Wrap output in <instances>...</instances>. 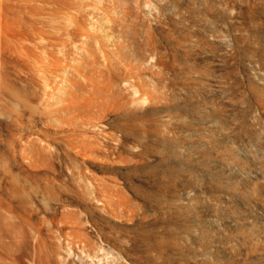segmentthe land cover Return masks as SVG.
<instances>
[{
    "label": "rangeland",
    "instance_id": "1",
    "mask_svg": "<svg viewBox=\"0 0 264 264\" xmlns=\"http://www.w3.org/2000/svg\"><path fill=\"white\" fill-rule=\"evenodd\" d=\"M21 1H22V15H21L22 51H24V53L22 52V59L24 57L23 61L25 63L22 62L21 78H20V80L22 82L19 81V87H20L19 89L22 90L23 96L21 95V92H20L19 97H21L20 98L21 100H22V97L26 98V100L29 99V101L28 100L27 101L31 102L30 103V104H32L31 107H33V105H34V107H33L34 109L33 108L31 109L30 104L28 103V107L26 108L25 106H27L26 105L27 101H25V99H24V102L26 103L25 104L22 100L23 104L25 105L24 106L20 100V104H22L21 106H23L22 110L28 109V111H29V109H30L31 113L32 114L34 113V114L33 115L31 113L28 114V111H27V115L29 117V118H27V116L25 114L26 112H24L26 110H23V111L20 110V112L22 111L21 112V114H22L21 118L22 117H24L25 119L27 118L26 121L28 120L27 122H29L30 125L27 122H25L24 118H22L23 121L20 118L22 123H19L20 125L18 126L17 134H13V135H15V138H17V139L11 141V139H13L12 138V133H13L12 128L10 130L9 129L10 125H9V127L5 126L6 127L5 130H7V132H5V130H4L5 122H3V121H6V119H5V118H7L6 115H8L11 119L12 112L10 113V115H9V113L6 114V112H5L6 109L8 111L9 110L12 111L11 107H13V106L10 105L8 102V100H9L10 103L12 104L11 95L9 96V93L11 94V92H7V91H10V90H7L4 92L5 95H2V97H4V96L6 97L5 101L7 100L6 102L4 101V103H3L4 99L0 96V98L3 99V100H0V103L1 102L3 103L2 107L5 108L7 105H9V107L11 108V109H9V107L7 106L8 108L3 109L4 115L6 114L5 115L6 117L3 118L4 120H2V118H1L2 121L0 120V123H1L0 125H2V127L0 126V264H132V263L137 264V262L139 260L141 263L138 262V264L139 263L140 264H142V263L143 264H145V263L150 264L149 262H151L153 264L154 260H155L154 261L155 264H157L158 262H159L158 264H161L162 262H163V264H166V263L167 264L168 263L169 264H176L175 260L180 262L181 258H182L181 261L184 258V260H183L184 262L183 263L180 262L181 264H194L195 261H197L198 259L199 260L196 262L198 264H204V262H205V264H209V263H212V264H228V263H230V264H250V263L251 264H254V263L255 264H263V262H264V251H263L264 250V234H263L264 233L263 232L264 231V187H263V185L264 184H261V183L264 180V166L261 167V162L263 164V162H264V160H263L264 156L263 155L264 154H262V152L259 151V148H260L259 146H262V148L260 150H264V148H263L264 143L260 142L263 140L262 138L264 137V134H263L264 131H262V129L260 130V127L258 126L257 122L262 121V119H263V121H262L263 123H261V122L260 123H261V126L264 127L263 126L264 125V114H262L264 112V110L262 111V109L260 107V106H262V108L264 107L263 106L264 105V95H263V98L261 99V102H260L259 99L262 96V92H260L261 93L260 95L257 93L256 97L259 98V96H260V98L258 99L259 101L255 102L256 97H254L255 94H253V91L255 89L253 87L256 88L255 93L257 92V90L259 91V89H261V91H264V87H263L264 85H261L262 82H264L263 81L264 77L258 78L259 75L264 74L263 73L264 72V69H263L264 63L263 62L259 63L260 60H258L255 57L256 55L255 56L253 55L254 53L252 54L253 57H252V55H251V57L254 59L256 58L255 60L257 62L254 60L255 63L252 64V62H253L252 58L249 59L250 63L247 60L249 57L248 55H250V53H252V52H255V54H257L256 53V51H257V52L264 54V50H263L264 45L262 43V42H264V38H263L264 37V35H263L264 34V27H263L264 26V21H263L264 17L263 16L261 17V15L264 13V9H262V10L260 9V8H263L264 5L263 6L259 5V7L257 8L258 4H254V3L251 4V2H250L251 6H254L253 11H251V13L253 15H251L250 11H247L248 10L247 6L249 4L246 5L245 0H243L242 3H241L242 0H239L240 3L238 0H232V2H231L232 6H233L232 8L236 10V12H234V14L236 13V15L238 14L237 16H239V12L241 13V15L239 16L240 18L239 17L238 18L240 19L239 22L240 23L242 22L241 23L242 25H240L238 27L239 28L238 30L240 32L242 30H244V31H242L241 33L240 32H238V33L240 35L242 34L240 37L241 38L240 41L242 42V40H243L244 43H242V44H244V46L241 44V42H239L238 45L234 42V38H232L233 37L232 34L231 33L229 34V30H227V28L221 23L220 19H213L212 22L214 21V23H215L217 21V23H215V24H218V22H219L223 27V29L221 31V34H222L221 40L223 41V39H224L225 44H227L228 42L229 43L227 44L228 47L226 49L222 48L220 46L217 48V46H216L215 49H217V50H215L211 54L206 52L207 54L205 55L203 53V50L201 51V50L195 49V47L194 48L191 47V45L195 46L194 44L197 43L196 42L197 39H195L194 37H193L194 39L191 38L194 35L193 34L194 30H196V29L193 30L192 27L188 28V26H191V25H189L184 20L181 22L180 17H182V16H179V14H181V12H182L184 18L187 15L185 14V12L183 10L179 11L177 9L176 6H178L177 3H179L177 1H179V0H177V1L176 0H164V1L163 0H147L148 4L146 3V0H145L144 2L147 5L142 2L143 0H141V2L139 0H137V1L136 0H130V1L127 0L129 2L128 4L125 3L126 0H125V2H124V0H120V1L119 0H110L113 3L110 2L109 0H21ZM116 1H118V2H116ZM226 1H223L222 5H220L221 6L220 8L222 9V7H223L225 10V7H226V8H228V9H226L227 10L226 12H228V10L230 12V10H231V13H232L234 10H232V8H230L231 3L229 4V2L231 0L230 1L228 0L227 2ZM122 2H123V4H122ZM171 2H176L175 3L176 5L172 6ZM193 2H195V0ZM234 2H236V3H234ZM244 2H245V5H244ZM159 3H160V5H159ZM224 3L225 4L227 3V6L225 5V7H224ZM237 3H239L241 6H239V4H237ZM142 4H144L145 7H143ZM235 4L237 5V7ZM139 5H141V6H139ZM115 6H116V8H115ZM117 6H119V7H117ZM123 6L125 9L123 8ZM156 6H157V8H155ZM238 6L241 8H239ZM251 6H249V8L252 10L253 7H251ZM127 8H128V10H127ZM246 8H247V10H246ZM240 9H241V11H239ZM258 9L260 10V12H258L259 11ZM129 11L131 12L130 14H129ZM237 11H238V13H237ZM127 12H128V14L126 15L125 13H127ZM121 13H124L125 16L123 14L121 15ZM242 13L246 14L247 17L244 14H243L244 15L243 16ZM248 13H250L249 16L251 15V18L247 15ZM258 13H260L259 16H258ZM157 14H159V15H157ZM197 14L200 15V17H201L204 13L203 14H202V12L201 13H195V14L193 13L192 15H189L190 17H187V18H192L193 20L195 19V21L197 22L196 19H198V17H199V16H196ZM128 15H129V17H128ZM252 16H255V17L257 16V17L255 18ZM202 17L200 19H198L199 21L197 22V24L199 23L198 24L199 26H202L201 24H205L206 20H209V19L211 20V15H209V16L207 15V18L205 17V21L203 19L204 17L203 18ZM248 17L250 18V20L252 19L253 21L252 20L248 21V19H249ZM242 18L244 19V22H246V24L243 23ZM136 19H138V20H136ZM114 20L118 21V23L120 21L119 25L121 23L125 24V25L123 26L121 24L119 27H116L118 24L115 25L114 23H116V22H114ZM152 20H153V22H152ZM157 20H158V22H157ZM180 23L183 25L181 26ZM185 23H186V25L188 24V26H186ZM254 23H256V25L258 24L260 27L257 25L258 28H256L257 26H254L255 25ZM70 25L72 27L75 25L77 27V28L75 27L77 32ZM113 25H115L116 28L113 27ZM183 26L185 28H188V29H185ZM252 26L254 27V29ZM177 27H180L179 31H178ZM71 28L74 30H71ZM113 29L116 31H114ZM182 29H185V30L183 31ZM200 29L202 30L203 28L202 27L199 28L198 31H200ZM204 29H206V31H207V30H210L211 28H209L207 26V27H204ZM251 29H253V30H251ZM69 30H71L73 33L70 31L71 32V34H70ZM123 30H125V31H123ZM185 31L189 32V34L187 33V37L189 36L190 40L191 39L193 40L192 42H194V40H195V43L192 44V42L189 40V37L187 38L186 35H184ZM203 31H205V30H202V32ZM223 31L226 32V34ZM112 32L113 33L117 32L113 35L114 38L111 36L113 34ZM125 33H127V34H125ZM146 33H147V35H146ZM245 33L248 37L247 36L245 37ZM116 34H118V35H116ZM129 34L131 37L128 36ZM133 34H134V36H133ZM135 34H138L137 37H139V38H137ZM164 34L166 35L165 38H164V36H165ZM214 34H216V35L214 36ZM214 34H211L212 39L216 41L219 39L221 34L220 33H218V34L214 33ZM239 34H237V35L239 36ZM243 34H244V36H243ZM218 35H219V37H217ZM262 35H263V37H262ZM149 36L151 37L150 39H149ZM183 36H185L186 38ZM227 36H229L230 39H229V37L227 38ZM254 36H256V38L259 42L261 41L260 42L261 44L260 43L257 44V42H256L257 40ZM147 37H148V41L149 40L151 41V43L149 42V45H152V46H149V48L145 45V44H148L147 43ZM168 37L171 40H166V39H168ZM179 37H180V39H179ZM215 37H217L218 39ZM129 38H130V41H129ZM135 38H137V39H135ZM145 38H146V40H145ZM245 38H247V40L250 43L247 42V40L245 42V40H244ZM126 39H127V41L125 43ZM142 39L144 41H142ZM172 39H173V41H172ZM181 39H183V40H181ZM252 39L254 41H252ZM187 40H189V41H187ZM168 41H170V43ZM182 41H184V42H182ZM131 42L132 43L135 42L136 46L134 44H132ZM172 42H174V43L177 42V45H175L176 43L174 44ZM178 42H179V46L181 48L178 46ZM255 42L257 45L255 44ZM108 43H110V45ZM246 43H247V45H246ZM112 44H113L115 49L113 48V46H111ZM117 44H119V45H117ZM142 44H144V45L142 46ZM154 44L156 45L157 49L155 48ZM158 44H159V46H158ZM117 46H121V47H117ZM131 46H133V52H131V50H132ZM177 46H178V48H177ZM196 46H197V44H196ZM241 46L243 48H241ZM245 46H247V47L250 46L251 48L250 47L247 48ZM253 46L258 48V49H255ZM110 47L112 49H109ZM126 47H128V48H126ZM134 47H137V48L134 50ZM142 47L145 48L146 50L148 48V50L146 52L149 51V54H146V52L143 53L145 50H142L143 49ZM151 47H152V51H153L152 53H151V49H150ZM125 48L128 50H126ZM162 48H164L163 49L164 51L162 50ZM173 48L175 51L173 50ZM182 48H183V50H182ZM189 48H191V49L193 48L196 51L193 49L191 50ZM219 48H221L220 50L223 49V51H219ZM239 48H241V49H239ZM106 49H109V52L111 54ZM122 49H124L126 52H124V50H122ZM140 49L142 50L141 52H139ZM251 49H253V51ZM239 50H241V51L239 52ZM106 51H107L106 54H108V55L105 54ZM159 51H160V53L162 52V54H161L162 56H160V54L159 55L157 54ZM183 51H185V54H187V56H184L185 54H182V53H184ZM186 51L188 53H186ZM191 51H193V52H191ZM199 51L201 53H199ZM224 51H226V54L228 53L227 56L229 57V59H227L228 58L227 56H224V54H225ZM230 51L233 53H231ZM166 52H167V54H165ZM190 52H191V54L188 55ZM194 52H197L198 58H201V59L194 60L195 56H197V55H195ZM217 52H218V55H220V58H216V57H218L216 54ZM244 52H246V53H244ZM129 53H131V54H129ZM153 53L155 56L152 55ZM163 53H164V56L166 58L163 57ZM213 53H215V54L213 55ZM112 54H114L115 57L116 56H118V57L115 58V57H113L114 55L112 56ZM126 54H127V56H126ZM134 54H136V56L139 58L141 57V54L143 55V57H145L144 55H147L146 57H148L147 58L148 60L146 58H144L143 62L146 59L147 62H145V64H150V66L152 65L154 67L152 68V66L149 67L148 65L147 66L145 65L146 66L145 67L143 65L144 63L141 60L139 61V63L137 62V64H139V65L134 64L133 62L136 63V58H137V57H134ZM156 54L158 55V57H160L159 59L157 58ZM181 54L184 56L183 57L184 59L181 57L182 56ZM233 54H234V56H233ZM47 55H48V57H45ZM121 55L124 57H122ZM150 55H152V56H150ZM174 55H175V57H174ZM208 55H210L209 57H211V55H212L215 57V59H217L215 65L213 66L214 69L212 67H209L207 62L204 61L205 57H207ZM26 56H29L30 58L26 57ZM39 56H41V58H37ZM108 56H110V57L108 58ZM176 56H177V58H176ZM203 56H205V57L203 58ZM25 57H26V59H25ZM119 57H121V58H119ZM131 57H132V59H130ZM150 57L153 59H155V57H156V59L153 61H156V60L157 61L154 63L151 62ZM179 57H181V59H179ZM186 57H187V59H186ZM221 57H224V58L222 59ZM46 58H49V60ZM106 58L108 61L112 59L113 63L114 62H116V63L113 64L110 61H109V63H107ZM115 59H117L118 61ZM120 59H122V60H120ZM125 59H126V61H125L126 64L123 61ZM141 59H143V58L141 57ZM160 59H161V61H160ZM171 59H172V61L173 60L174 61L173 62L170 61ZM232 59H235V60L232 62ZM45 60L49 64L51 63L50 66H51V68H53L52 70H51V68H48L49 64H46L47 62ZM131 60H132V62L130 64L129 61H131ZM133 60H135V61H133ZM175 60L177 62H175ZM222 60H223V62H222ZM224 60H226L228 63ZM41 61H43V62H41ZM122 61H123V63H122ZM148 61H149V63H148ZM36 62H37V64H36ZM53 62H54V65L58 62L59 63L56 64V66L53 65L54 67H52ZM150 62L153 63L154 65L151 64ZM158 62H160V63L164 62V64H162L163 66H159ZM165 62H166V64H165ZM127 63H129V65ZM230 63H232V65ZM256 63H257V65L260 64V67H258L259 65L257 66ZM34 64L37 66H35ZM122 64L124 67L123 66L121 67ZM155 64L158 66V68L156 67ZM238 64H240V65H238ZM261 64H262V66H261ZM58 65H60L61 67ZM133 65H135L136 67ZM223 65L224 66L226 65V66L224 67ZM116 66L119 68H117ZM132 66H133V70H132ZM138 66H139V68H138ZM221 66H223V67H221ZM43 67H44V69H46V68L47 69L44 70V69H42ZM55 67H57V68L60 67V68H59V70H57ZM114 67H116L119 72L115 71L116 68L114 69ZM143 67H144V69L146 68V70H144ZM164 67H166V69ZM167 67H169V69ZM228 67H229V69H227ZM257 67L259 68V71H258ZM140 68L143 70V71L141 70L142 73L140 72ZM154 68L160 69L162 71V73H160V70H157ZM41 69L44 71H41ZM48 69H50L49 71L54 70L53 73L54 72L55 73L53 75L51 74L52 76H48L47 74L49 73V75H50V73H51L48 71ZM130 69L132 70V72L133 71L134 72L136 71V72L132 73ZM134 69H136V70H134ZM147 69L150 71L152 70L151 73H153V74L151 75L150 71H148ZM221 69H224L226 71L222 70L223 71L222 72ZM262 70H263V72H262ZM45 71L47 72V74L45 73ZM60 71H62V72H60ZM146 71H147V73L149 72L148 74L150 76L146 73ZM230 71H232L233 74ZM125 72L130 73L129 76L133 81L129 80V78L127 76L128 74H125ZM221 72H222V74H221ZM224 72H225V75H226V72L228 74L231 73V74H229L231 76L235 75L234 78L237 79V80L235 79V81L238 84L235 85L236 82L234 81L233 87H234V89H236L238 86V88L236 90L237 91H238V89L240 90L237 93L235 90V95H236V97H239V96L242 97V95H243L242 98H244V100L246 102L242 98L234 99L235 98L234 92H228L229 90L234 91V89L229 87L228 84H230V83L227 84V82H231V84H232V82H233L232 79H234V78L228 77L232 81L231 80L228 81V78L225 79V82L229 88L225 87L226 85L225 86L223 85L224 86L223 88L221 87L223 89V92H224V88H226V90L228 89L227 91L225 90V92H227V93H225V92L224 93L226 95L228 94L229 97L226 96L224 93H222V89H220L219 86H222L223 79L226 77V76L223 77ZM81 73L84 75L83 77H82ZM145 73H146V75H144ZM159 73L162 75V76L160 75L162 77L161 79L158 78ZM124 74H125V77H127V78L123 79L124 80V82H123L122 78L120 79V77L124 78ZM157 74H158V77H157ZM185 74L187 77L185 76ZM190 74H192L193 76ZM228 74H227V76H229ZM143 75H144V77H143ZM197 75H200V76L196 78ZM253 75H254V77L258 78V79H255V81H257V83H259L258 86H257V83L255 81H254V83L252 81ZM139 76H141V77H139ZM189 76H191V77H189ZM0 77H1V74H0ZM81 77L84 79H82ZM134 77H136V78L134 79ZM147 77H149V79ZM152 77H154V78L156 77L157 79L156 78L154 79ZM166 77L171 78V80L167 79ZM250 77H252V78H250ZM7 78H8V80L10 79V81H11L12 75H10V74L7 75ZM85 78H86V80H85ZM118 78L123 83L121 81H119ZM192 78H194V81ZM221 78H223V79H221ZM90 79L93 82V88H94L93 91L96 89L95 92L92 91V89H91L92 86L90 83H88V81L91 82ZM150 79H153L154 83H152L153 82V80H152L150 83H152L153 85L152 84L150 85V83H149V85H150V87H149L147 81L149 82ZM249 79H251V81ZM139 80H141V81H139ZM157 80H158V82L156 84L155 81H157ZM197 80H199V81H197ZM200 80H202V83ZM242 80H244V81H242ZM253 80H254V78H253ZM260 80H261V82H259ZM84 81H86V82H84ZM110 81L111 82L113 81L112 84ZM116 81L120 84V86H119L120 88H117V87H116L117 89L114 88L115 91L119 89V91L115 93V91L112 88L115 87V86H113V84H115V83H116L115 85H117V86L119 85ZM172 81L173 82L176 81V83H173ZM196 81L200 82V83L196 84ZM218 81H220V82H218ZM240 81L242 83H240ZM42 82L44 84L45 83L46 84L44 85ZM125 82H126V84L131 82V85L134 83L133 84L134 87H138V88L136 89L130 85L128 86V84L127 85L125 84V86L122 87V85ZM138 82H141V83H138ZM164 82H166V83L168 82V85L170 87L168 85L166 86V84ZM225 82H224V84H225ZM85 83H86V86L90 85L91 91H89L90 90L89 86H87V87L85 86ZM159 83H161L162 86ZM190 83H192V84H190ZM193 83H194V85H193ZM214 83L215 84L219 83V84H216L217 85L216 86ZM220 83H222V84L220 85ZM9 84H11V82ZM99 84H101L102 87H100ZM142 84H144V85H142ZM189 84H190V86H188ZM199 84H200V86H197ZM212 84H214L215 88ZM231 84H230V86H232ZM254 84L257 87L254 86ZM78 85H82L83 89L82 88L81 89L83 90V92L81 94L79 92L81 89L80 90L78 89L81 86L79 87ZM95 85H96V87L98 86L99 89L95 88ZM164 85L166 88H164ZM249 85L251 86L252 89L249 87ZM84 86H85V88H84ZM126 86H128L129 88L130 87H132V88L128 89V87H126ZM139 86H141L142 89ZM157 86H158V89H157ZM74 87L75 88L77 87V89H78L77 92H79L78 93L79 96H76V91H75ZM103 87H105V89H103ZM190 87H192V88H190ZM217 87H218V89H217ZM241 87H242V90H241ZM258 87H259V89H257ZM86 88H88L89 90L88 91L85 90ZM108 88L109 89L111 88L110 90L114 91V92H112L114 95L111 94L110 90H107ZM145 88H147V89H145ZM246 88L251 89L253 95H251V93H249L250 91ZM73 89H74V91H73ZM97 89L100 91H97ZM131 89H133V90H131ZM135 89H136V91H135ZM163 89L165 90V92ZM212 89H214V90L212 91ZM146 90H148V91H146ZM169 90L171 91L172 94L170 92L167 93V91H169ZM187 90H188V92L190 91L193 93L189 92L191 94V95H189ZM198 90H200V92ZM201 90H202L203 94L201 93ZM216 90H218V91H216ZM247 90H248V92H247ZM86 91L88 93L93 92V94L92 93L90 95L88 94L89 97H87ZM151 91H153V92H151ZM206 91H207V93H206ZM211 91L213 94L211 93ZM245 91H246V93H245ZM71 92H72L73 96L71 95V98H69L68 95H70ZM104 92L107 93L108 95L105 94ZM150 92H151V94H150ZM220 92L222 94H224L226 99H224L225 98L224 96H223L224 98L220 99L219 96L222 95ZM94 93L97 96L96 98L94 97V95H95ZM139 93H142V96ZM145 93H146V95H145ZM209 93L211 95H209ZM229 93H231V94L233 93V95H234L232 100L228 99L231 97ZM104 94L107 98L104 96ZM120 94H122V95L124 94L123 96H125V97H121L122 95H120ZM143 94L145 96L149 97V98H147L148 102L150 101L149 104L146 100H145V102H144V100H142V98L144 97ZM148 94H150L151 96L153 95L154 98L151 96H148ZM244 95L245 96L248 95L249 98L246 97L247 98L246 99ZM102 96H103V99H101V102H99V100H100V98H102ZM132 96H135V98H137V100H140V101L142 100L145 104H147V105L144 104L147 107H144V109H143V107H142L143 102H140V101H138V102L141 103V107H139V105H137L138 107H136L135 106V104H136L135 98H133ZM162 96H163V98H162ZM194 96H195V98H194ZM80 97L83 100H81ZM85 97H87L86 100H84ZM104 97L106 100L110 98L108 100V102L109 101H111V102L107 103V101L104 99ZM117 97H118V100H117ZM157 97H159V98L161 97V98L159 99ZM77 98H78V100H77ZM188 98H191L192 100L188 99ZM69 99L70 100L72 99L71 104H70ZM90 99H92V100H90ZM94 99H95V101L98 100L97 101L98 104L94 103L95 105H97L96 106L97 108L95 107V105H94L95 108H93ZM120 99H122V101ZM126 99H127V102H126ZM133 99H134V101H133ZM152 99H154V102L156 100V102L154 103L156 105H153V107L155 106V108L152 107V104H153ZM198 99H200V101H198ZM204 99H206V100H204ZM227 99H228V101H227ZM248 99H250V100H248ZM252 99H253V101H252ZM73 100L75 103H77V102L81 103L80 101H83V102L81 104L75 105ZM89 100L91 101V104L89 103L90 102ZM194 100L197 103H199L200 105H202L204 108H202ZM222 100H223V102H222ZM224 100L227 102H225ZM238 100H241V102L239 103ZM262 100H263V102H262ZM103 101H104V103H102ZM123 101L125 102V105H123L124 104ZM247 101L248 102L250 101V102L247 103ZM190 102H193V103H190ZM259 102L261 103V105L257 106L258 104H260ZM72 103H73V105H72ZM86 103H87V105H84ZM101 103H102V105H101ZM106 103L108 105H106ZM116 103H118V104H116ZM120 103H121V106H120ZM127 103L129 106L127 105ZM131 103L133 104V106H132L133 108L130 107L132 105ZM241 103L245 104L246 108H244L243 110L246 111V109H248V113H247V111L246 112L242 111V108L244 106L241 105ZM251 103H253L255 105H253ZM256 103H258V104H256ZM4 104L6 106H4ZM82 104H83L82 107H83V109L85 108L84 109L85 111L82 110V108H81V110L84 111V113H82L81 110H79V112H77V110L80 109V107H81L80 105H82ZM103 104L105 105V107L103 106ZM150 104H151V107L148 106ZM185 104H187V105L185 106ZM227 104L229 106V110L231 109L230 110L231 112L228 110ZM230 104L232 106H234L232 108L236 109V111L234 109L232 110ZM248 104L252 105L251 108L256 107L258 111L256 110V108L254 109V111H252V109L249 110L250 106ZM68 105H69V107L71 105L70 108H72V106H73L72 111H70L71 109L68 111L69 113L67 112V109H66V108H68ZM89 105H92V106H89ZM98 105H99V108H98ZM207 105H208V107H207ZM239 105H241L242 108H239ZM246 105L248 106V108ZM100 106H103V107L100 108ZM111 106H112V109L114 108L115 110L114 109L112 110ZM114 106H116V107H114ZM210 106H212V107H210ZM222 106H224V107H222ZM236 106L241 111L239 109H237ZM74 107H76V109ZM192 107H194L196 109H194ZM90 108H92V109H90ZM118 108L121 110H119ZM137 108H139V109H137ZM95 109H96V112H95ZM202 109H204L205 111L206 110H208V111L205 112L204 110L202 111ZM36 110H38V111H36ZM105 110L107 112L104 114ZM156 110H157V112H156ZM238 110L240 113H237ZM43 111L45 113H43V116H42L40 114ZM75 111L77 112V114ZM115 111H116V113H115ZM133 111H135V112H133ZM145 111L147 112V114H145ZM199 111L201 113L203 112L202 113L203 116H202V114L199 115L200 114ZM222 111H224V112H222ZM233 111H235L234 112L235 114L233 113ZM102 112H103V114H102ZM110 112H112V113H110ZM125 112H128V113H126L127 115L129 114L127 117L125 116ZM241 112H245V113H241ZM38 113H40V114H38ZM64 113H66V114H64ZM152 113H153V115H152ZM212 113H214V114L212 115ZM221 113H223V114H221ZM225 113H227V114H225ZM67 114H68V116H67ZM73 114H74V117L72 116ZM81 114H82V117H81ZM110 114H113V115H110ZM99 115H100V117H99ZM131 115H132V118H131ZM140 115L142 116L141 118L139 117ZM143 115H144V119H142ZM224 115L226 116V118H224L225 117ZM247 115H248V117H247ZM78 116H80V117L78 118ZM84 116H86L85 119H83ZM209 116H210V118H209ZM234 116H236V117H234ZM47 117H49V118H47ZM88 117H90V118L86 119ZM95 117H97V119ZM231 117L233 118V120H230V119H232ZM257 117L259 119H257ZM260 117H261V120H260ZM70 118H72L73 120ZM92 118H93V120H92ZM134 118L136 120H133ZM138 118L141 119L142 121L137 120ZM215 118H216V122L220 121V123L218 122V125L215 121L210 120V119L215 120ZM254 118H256V120H259V121H256ZM29 119H31V120L29 121ZM64 119H66V120H64ZM75 119L77 120V122ZM79 119H80V122H78ZM221 119H223V122ZM224 119H225V121H224ZM32 120H33V122H31ZM38 120H39V122H38ZM70 120H71V122H70ZM83 120H84V122H83ZM114 120L115 121L117 120V121L115 122ZM202 120L204 121V123L206 122V125L203 123ZM226 120H228V121H226ZM241 120H242V122H241ZM194 121H195L196 125L194 124ZM66 122L68 125L66 124ZM117 122H119V123H117ZM44 123L46 125L48 124L49 126L47 125V127H45L46 125ZM144 123H146V124H144ZM255 123H257V124H255ZM260 123H259V125H260ZM24 124H28L29 127L30 126L31 127L28 128V125H26L27 126L26 127ZM58 124L60 127L58 126ZM60 124L63 125V127ZM76 124H78V125H76ZM88 124H90V126ZM132 124H134V126ZM202 124H204V125H202ZM70 125L71 126L73 125V128H71ZM86 125H88V126H86ZM21 126H22V130H21ZM32 126H35V127H32ZM64 126L66 128L69 127V129L65 130L66 128ZM84 126H85V128H84ZM190 126H191V128H190ZM200 126H202L204 130ZM245 126L247 127V130L249 127H251L250 133H249V131L246 130ZM61 127H62L61 131H58ZM115 127H116V129H114ZM122 127L126 128V129L122 130ZM131 127L132 128L134 127V130ZM222 128H224V129L226 128V131H224V129H222ZM258 128L262 132H260L258 130ZM47 129H49V130H47ZM130 129H131V131H130ZM163 129H165L164 130L165 132L163 131ZM196 129H197V132H196ZM242 129H245L244 130L245 132H243V133H245V135H242V131H243ZM41 130H43V133H46V134L49 133L48 136L46 134H43L41 132ZM138 130H139V132H138ZM240 130H241V133H239ZM8 131H9V134L11 135V137H10V135H8ZM30 131L33 134L30 133ZM129 131H130V133H132V135L129 134ZM136 131L138 134L136 133ZM141 131L144 132L145 135H144V133L140 134ZM154 131H156V132H154ZM25 132L28 134V135L27 134L25 135V137L27 139L24 137ZM55 132L57 133V135ZM151 132H153V133H151ZM259 132H260V135L263 134V136L260 137ZM64 133L68 134L69 137L71 135V139L69 137H67L68 135L65 136ZM76 133H77V136H76L77 140L75 141V140H73V139H75V138H73V136H75L74 134H76ZM196 133H197V135H195ZM60 134L62 136L64 135L65 137L69 138L71 141L69 139L65 138L66 140L64 142V138L63 137L60 138V136H61ZM78 134H79V136H78ZM200 134H202V135H200ZM17 135H18V137H17ZM124 135H125V138H122ZM138 135L142 136V139ZM21 136H23V137H21ZM44 136H47V137H44ZM145 136H147V137H145ZM161 136L163 137L162 139L167 140V141L161 140L160 139ZM134 137H136V138H134ZM157 137H159L160 140ZM190 137L192 139L194 137L195 138L192 140ZM23 138H25V140H23ZM30 138L32 139V143L30 141L31 140ZM258 138L262 139V140L259 141ZM57 139L59 140L58 141L59 143L56 142ZM135 139H137V141ZM187 139H189V140H187ZM9 140H10L11 144H10ZM35 140L38 144V145L36 144L37 147H35V145H34L36 143ZM81 140L83 141L84 145L82 144L83 145L82 146L81 143H79V145H77L78 142H80ZM86 140H87V142H86ZM88 140H89V142L91 141V143H88ZM15 141L18 142V144H16ZM25 141H27V142H25ZM28 141H30V142H28ZM62 141L64 143H66V141H68L67 144H70V147H68V149L71 150V152L79 151L80 148L82 150L84 149L83 151H85L88 146H90V145L91 146L88 147V149L85 152H83L80 149L79 153L77 152L79 157L78 156L76 157L77 154L75 152H74L75 156H73L74 154L72 153L73 154L72 155L69 150L66 151L67 146H69L67 144H66L67 145L66 150L63 151L65 149L64 148L65 144ZM154 141H156V143ZM159 141H161V142L158 144ZM22 142L27 143L28 147L32 148L31 150H33V152L36 150L35 156H37L40 160L37 159L38 161L37 160L32 161V159H34V158H31L33 156V154L30 153V154H32V156L29 157V163L25 162L26 160H28V158H26V157H28V155H29V151H28L29 148L26 146L27 145L26 144L25 146L27 147V149H24V144ZM33 142H34V144H33ZM74 142H75V144H74ZM169 142H170V144L168 145L167 143H169ZM250 142H251V145H250ZM256 142H258V144L260 143L261 145L258 146ZM30 143L33 144L34 147H33V145L32 146L29 145ZM142 143H145V144H142ZM162 143H164V144H162ZM177 143H179V146ZM252 143L255 146H252ZM71 144H73L75 146L74 149H70L73 146ZM85 144H89V145L87 146ZM131 144H132V146H131ZM133 144H135V145L133 146ZM153 144H154V146H153ZM140 145L142 146V148ZM162 145H163V147H162ZM165 145L167 146V148H164ZM246 145L251 146V147L249 146V148H248V146L245 147V148H247V150L250 149V151L253 148H254L253 150H255V147L258 146L257 153L255 152L256 150L254 151L256 153V155L254 152H252V154L248 153L250 151L245 152L246 149L244 148V146H246ZM38 146H40L41 148L39 149ZM42 146H44L43 150H42ZM76 146H79L80 148L79 147L77 148ZM84 146L85 147L87 146V147L85 148ZM136 146H137V148L140 147L139 149H142V151L141 150H139L140 152L136 151V148H135ZM172 146H174V147H172ZM176 146H178V147H176ZM190 146L192 147V149ZM82 147H84V148H82ZM150 147H152V148H150ZM9 148H11V150ZM149 148H150V150H149ZM161 148H164V149H161ZM174 148H175V150H174ZM177 148L179 150L178 152H176ZM184 148H185V150H184ZM186 148H189V149H186ZM22 149H24L26 151L24 152ZM61 149H63V150H61ZM147 149H148V151H147ZM193 150H195V151L193 152ZM243 150H244V153H243ZM27 151H28V154H27ZM180 151H182V152H180ZM67 152H70L69 155ZM179 152L182 154H180L178 156ZM188 152H189V154H188ZM235 152L238 154V156ZM238 152H240V154ZM259 152L262 155H260ZM17 153L19 155L26 154L27 156L23 155L21 157V156L17 155ZM192 153H193V155H192ZM247 153L250 154L251 157H252V155H254L252 158L253 159L252 161L254 163L250 160L251 157L249 158V155L246 156ZM14 154H15V156H14ZM34 154H35V152H34ZM184 154H185V156L187 155V157L183 160L184 161L186 160L187 163H186V161L184 163V161L181 159V158H184L183 157ZM221 154H222V156H221ZM241 154H243V155H241ZM16 155L19 157L17 158ZM66 155L68 157H66ZM82 155H83V157L84 156L85 157L82 158ZM145 155H147V156H145ZM188 155H191L190 158L188 157ZM199 155H200V157H199ZM223 155H225V156H223ZM13 156H14V159H16V160L18 159V160L16 161L12 158L13 159V162H12L11 157H13ZM143 156L145 157V159ZM201 156H202V158H201ZM243 156L244 157L246 156V157L244 158ZM20 157L22 158L23 161L19 159ZM37 157H35V158H37ZM175 157H179V159L178 158L176 159ZM221 157H223V158H221ZM254 157H256V159H257L256 161H254L255 160ZM41 158L43 160L45 159L43 161L44 163H42ZM187 158H189V159L187 160ZM196 159L198 161H201V162H198ZM220 159H222V160H220ZM239 159L242 160V164H241V161ZM181 160H182V162H181ZM224 160L226 161V163L227 162L228 163L224 164V162H225ZM31 161H32V163H30ZM39 161L41 163H38ZM175 161H177V162H175ZM221 161H223V162H221ZM239 161H240V163H239ZM35 162L39 165L37 166V164ZM75 162H77V165H79L78 163L81 164V165H79V168L77 166H73L74 164H76ZM233 162H235V163H233ZM246 162H248V163H246ZM26 163H27V165H26ZM46 163H47V165L44 166ZM183 163H184V165H186L185 167H184ZM255 163H256V165H255ZM40 164L42 167H39ZM196 164H198L197 167H196ZM244 164L245 165L249 164L248 165L249 167L245 166ZM33 165H35L37 167L35 168ZM177 165H180L181 169L182 168H185V169H182V171L178 170L180 168ZM188 165H189V167H188ZM225 165H226V167L227 166L230 167L232 165L231 166L232 169H231V167L226 168ZM240 165H241V167H238ZM28 166H30V167H28ZM80 166H81V170H80ZM243 166H245L244 169H243ZM207 167L209 168L208 172H207V169H208ZM221 167H223V168H221ZM224 167H225V169H224ZM252 167H254V168H252ZM43 168H45V169H43ZM249 168L252 171L254 170L256 173H254V171L252 172L250 170L251 173L249 171L250 174H249L248 178H246L248 175L247 170H249ZM33 169H34L33 173H35V174H32ZM36 169H37V171H36ZM186 169L187 170L189 169L188 171L190 172V173L187 172L188 173L187 176L185 175V174H187ZM203 169H204V171H203ZM227 169H229L231 171L229 172V170H227ZM183 170H185V171H183ZM195 170H196V172H194ZM240 170H244L247 174H245V172L240 171ZM179 171H181V173H184V172L185 173L181 174ZM200 171H202V172H200ZM25 172H27V174ZM29 172L32 174V176ZM173 172H174V174H172ZM210 172H212V173L210 174ZM18 173H20V176L18 175ZM177 173H179V174H177ZM205 173L207 175H209V177L207 175H205ZM220 173H222L221 175L223 178L220 176ZM231 173H232V176H231ZM194 174L196 175V177ZM213 174L214 175L218 174L219 177H217L218 175L214 176ZM223 174L225 177L223 176ZM255 174L257 176H255ZM22 175L25 176V179H23L24 176H22ZM200 175L204 178H202ZM204 175L207 177L205 178ZM210 175H212V176L210 177ZM226 175L228 176L227 179H228L229 183L226 182L227 181ZM250 175L251 176L253 175V178L255 176V180L254 179L252 180V178H250L251 177ZM79 176H81V177H79ZM175 176L177 179L175 178ZM178 176L180 177V179ZM191 176L193 177V179L197 178V180H195V182H194ZM259 176L260 177L262 176V178H260ZM229 177L231 178V180L229 179ZM26 178H28V179H26ZM173 178L176 180H174ZM200 178H202V179H200ZM249 178L252 181H250ZM187 179L188 180L190 179V180L188 181ZM207 179H209V180L214 179L215 181L214 180H213L214 182L210 181L213 184H209V180L207 181ZM219 181L221 184L219 183ZM233 181H235L234 182L235 184L232 183ZM193 182L195 183V185H193L194 184ZM200 182H201V185H203V186L200 185ZM253 182H254V184H253ZM222 183H224L225 186H223ZM226 183L228 186L226 185ZM250 183H252V186ZM196 184H197V186H196ZM205 184L210 186V187L205 186ZM217 184L219 186H217ZM242 184H244V185H242ZM214 185H216V186H214ZM233 185H235V186H233ZM245 185H247V186L245 187ZM260 185L263 187V190H260V188H259ZM237 186L240 188H238ZM184 187H186L187 189ZM189 187L191 190L189 189ZM198 187H200V189ZM173 188H175V189H173ZM208 188L212 189V190L210 191ZM184 190H185V193L187 192L190 194L193 191V193H192L193 195L191 194L190 201H182V199L180 198V196L184 193ZM199 190H202V192ZM217 190L219 193L217 192ZM177 191H179V193ZM206 191H207V193H206ZM215 191H216V194H218V195L215 194ZM248 192H249V194H248ZM253 192H255V193L253 194ZM220 193H222V194H220ZM176 194L178 195V197ZM204 194H205V196H204ZM219 194H220V196H219ZM174 195H176V196H174ZM201 195H202V197H205L206 199L208 197V200L210 202L204 198L206 200L205 201L201 197ZM221 195H224L223 198ZM225 195L227 197H228V195H230V196L232 195V196L231 197L229 196L228 198H226ZM248 195L251 196L250 199H249ZM173 196H174V199H176V202L174 199H172ZM195 196H198V197H195ZM199 196H200V198H199ZM192 197H194V199ZM197 198H199V199H197ZM255 198H256V200H254ZM180 199H181V201H180ZM202 199L204 200L203 202H202ZM213 199H215V200H213ZM232 199H234V200H232ZM251 199H253V200H251ZM177 200H178V202H177ZM196 200H198V203L200 202V205L197 203ZM199 200H201V201H199ZM216 200H219V202L218 201L216 202ZM247 200H249V202H247ZM171 201L174 202L175 205L171 204L172 203ZM221 201H222V203H221ZM226 201H227V204H226ZM181 202L182 203L185 202V203L180 204V206H178L179 203H181ZM204 202H205V204H204ZM208 202H209V204H208ZM189 203H191V205ZM219 203H220V205H219L220 209L217 206V204H219ZM246 203H247V206H246ZM249 203H251L250 205H252L254 203L252 205V207L254 209L249 205ZM176 205H177V207H176ZM181 205H182V207H181ZM183 205H185L186 207L185 206L183 207ZM195 205H196V208L194 207ZM204 205L205 206L208 205V208L206 207L204 209V207H205ZM222 205H224L223 207L226 209H224L222 207ZM242 205H245V207H243ZM199 206H200V208H199ZM187 207L189 208V210L187 209L189 213L187 211L184 212V210H186ZM191 207H193L192 210L194 211V213L190 209ZM213 207H215V208H213ZM210 208L214 209V210L211 211ZM229 208H230V211L228 210ZM237 208H238V210H241V211H239V212H238V210L236 211ZM249 208H250V211H249ZM178 209L180 211L182 210L183 212L182 211L179 212ZM215 209H216V211H215ZM234 209H235L236 213L233 211ZM252 209H253V211H252ZM258 210H259V213H258ZM230 212L232 213V215L230 214ZM260 213L262 214V218H260L261 217ZM215 215L220 217L219 219L223 223H221V221L217 217L216 221L217 222L220 221V223H217L219 225L215 226L216 225V223L214 222V220L216 219ZM234 215H236L235 216L236 221L238 220L237 224H236L237 226L234 224V222L236 223V221H233ZM239 215H241L240 218H239ZM256 215H257V217H256ZM202 216H203V218H202ZM222 217L227 218L228 220L223 219ZM207 218H208V220H207ZM230 219H232V220H230ZM251 220H253L255 224ZM248 221L250 224H248ZM260 221L263 224H261ZM194 223L196 225V228L192 227V225L195 226ZM224 223H226L227 225ZM206 224H207V226H206ZM222 224L225 227H223ZM243 224H245L246 226L245 225L243 226ZM233 225H235L236 227H234ZM187 227H188V229H187ZM203 227H205V228H203ZM216 227H220L221 229L216 228ZM253 228H255V229H253ZM193 229H195L194 230L195 234H194V232H192ZM235 231H236V233H235ZM191 233H193L192 234L193 236L195 235L194 238L192 235H190ZM208 233H210V234H208ZM195 237H197L198 240H197V238L195 239ZM200 237L201 238L204 237V239L202 238V240H205V238H206L205 241H207V240L208 241L205 243V241H202ZM250 237H251L252 243L250 242ZM256 238H259V239L257 240ZM192 239H193V241H192ZM194 239L196 240V242L200 241V242H198L200 244L197 243L199 250L197 249V244L194 241ZM242 239L244 241L246 240L245 245L247 247L244 245V241ZM203 242L205 245L203 244ZM203 245H204V248L201 247ZM239 245H240V247H239ZM248 245H250L251 248ZM260 245H261V247H260ZM256 246H257V249H256ZM241 247H244V248H241ZM189 248H191V250ZM206 248H207V250H206ZM230 248H232V249H230ZM238 248H239V250H237ZM229 250H230V252H229ZM199 251H201V252L204 251L203 255H201L202 253H199ZM208 251H209V253H208ZM225 251H227V252L225 253ZM244 251L246 253L248 251L250 253V251H251L250 255H249V253H247V256L249 255L248 258L245 257L246 254L244 253ZM261 251H262V253H261ZM189 252L191 254L192 253L193 254L191 255ZM204 253H205V255H204ZM224 253H225V255H224ZM230 253H234V256L230 255ZM235 253H237V254H235ZM186 254L191 255V258H189L190 256L187 257ZM227 254L229 257L228 256L226 257ZM237 255H239V257ZM258 255H260V256L258 257ZM185 256H186V259L188 258L187 260L185 259ZM232 256L236 260H234V259L231 260ZM254 256H256L255 259H254ZM199 257L200 258L202 257L203 260L201 259V262H203V263L199 262L200 261ZM237 257L240 260H238ZM260 257H262V259H260ZM178 258H180V259H178ZM249 258H251V259H249ZM133 260H134V262H132ZM144 260H146L145 263H144ZM147 260H149V261H147ZM206 260H208L210 262L208 263V261L206 262ZM211 260H212V262H211ZM129 261H130V263H129ZM173 261H174V263H173ZM228 261H232V262L234 261V262L232 263V262H228ZM245 261H246V263H245ZM260 261H261V263H260ZM180 263H177V264H180Z\"/></svg>",
    "mask_w": 264,
    "mask_h": 264
},
{
    "label": "bare ground",
    "instance_id": "2",
    "mask_svg": "<svg viewBox=\"0 0 264 264\" xmlns=\"http://www.w3.org/2000/svg\"><path fill=\"white\" fill-rule=\"evenodd\" d=\"M109 1H110V0H109ZM119 1H120V0H119ZM129 1H130V0H129ZM136 1H137V0H136ZM139 1L141 2V0H139ZM144 1H145V0H143L142 2H143L144 4H146V3H147V0H146V3H145ZM163 1H164V0H163ZM176 1H177V0H176ZM193 1H194V0H179V1H177V2H179V3H177L178 6H176L177 9H178L179 11H180V10H181V11L183 10V11L185 12V14L187 15V16L185 15L186 17L184 18L182 12H181V14H179V16H182V17H180L181 22L184 20V21L187 22L189 25H191V26H188V24L186 25V23H185V25L188 26V28H189V27H192L193 30L196 29V30H194V32H193L194 35L192 34L193 36H192L191 38H192V39H194V38L197 39V41H196L197 43H195V40H194V42H192L193 40H192V39L190 40V37L188 36V37H189V40L192 42V44L195 43V44H194L195 46L191 45V47H193V48L195 47V49H198V50H201V51L203 50V53H204L205 55L207 54L206 52H208V53L211 54L212 52H214L215 50H217V49H215L216 46H217V48L220 46V47L225 48V49L228 47L227 44H228L229 42L227 41L228 43L226 42L227 44H225V43H224V39H223V41L221 40V38H222L221 31H222V29H223L222 25H221L219 22H218V24H215V23H217V21L214 23V21L212 22L213 19H220V20H221V23L227 28V30H229V34H230V33L232 34V36H233L232 38H234V42H235L237 45L239 44V42H241V41H240V39H241L240 37H241L242 34L240 35V34L238 33V32H240V31L238 30V29H239L238 27H239L240 25H242V24H241L242 22H241V23L239 22V21H240V19H239L240 17H239V16L241 15V13L239 12V16H237L238 14L236 15V13L234 14V12H236V10L232 8V7H233V6H232V3H231L232 0H231V1L229 0V1H230L229 4L231 3V4H230V5H231L230 8H232V10H234L232 13H231V10H230V12H229V10H228L229 13L226 12V11H227L226 9H228V8H226L225 5L227 6V3H226V4L224 3L225 10H224L223 7H222V9L220 8V7H221L220 5H222L223 1H226V0H195V2H193ZM227 1H228V0H227ZM227 1H226V2H227ZM238 1H239V0H238ZM245 1H246V5L249 4V5L247 6L248 10H247V8H246V10H247V11H250V13H251V11H253V9H254V6H251V4H253V3H254V4H258L257 8L259 7V5H262V6L264 5V0H245ZM110 2H112V1H110ZM116 2H118V1H116ZM124 2H125V0H124ZM153 2H154V1H153ZM242 2H243V0L241 1V3H242ZM250 2H251V4H250ZM255 2H256V3H255ZM112 3H113V2H112ZM125 3L128 4L129 2L126 0ZM154 3H155V2H154ZM175 3H176V2H171V5H172V6H173V5L175 6V5H176ZM234 3H236V2H234ZM239 3H240V1H239ZM239 3H237V4H239ZM118 4H119V3H118ZM118 4H117V5H118ZM122 4H123V2H122ZM144 4H142L143 7H145ZM147 4H148V3H147ZM147 4H146V5H147ZM156 4H157V3H156ZM113 5H114V4H113ZM113 5H112V6H113ZM159 5H160V3H159ZM217 5H218V6H217ZM235 5H236V4H235ZM244 5H245V2H244ZM119 6H120V5H119ZM119 6H117V7H119ZM127 6H128V5H127ZM135 6H136V5H135ZM139 6H141V5H139ZM149 6H150V5H149ZM154 6H155V5H154ZM239 6H241V5L239 4ZM239 6H238V7H239ZM249 6L253 7L252 10L249 8ZM129 7H130V6H129ZM159 7H160V6H159ZM236 7H237V5H236ZM243 7H244V6H243ZM115 8H116V6H115ZM123 8H124V6H123ZM141 8H142V7H141ZM155 8H157V6H156ZM162 8H163V7H162ZM166 8H167V7H166ZM230 8H229V9H230ZM239 8H241V7H239ZM239 8H238V9H239ZM244 8H245V7H244ZM124 9H125V8H124ZM150 9H151V8H150ZM171 9H172V8H171ZM242 9H243V8H242ZM260 9L262 10V9H264V7H263V8H260ZM127 10H128V8H127ZM159 10H160V9H159ZM258 10H259V9H258ZM121 11H122V10H121ZM160 11H161V10H160ZM166 11H167V10H166ZM239 11H241V9H240ZM243 11H244V10H243ZM170 12H171V11H170ZM176 12H177V11H176ZM201 12H202V14L204 13V14H203L204 16L202 15L204 18L201 16V17L204 19V21H205V17L207 18V15H208V16L211 15V20L208 18L209 20H206V23H205V24H201L202 26H199V25H198L199 23L197 24V22L199 21L198 19L201 18L200 15H198V14L196 15V16H199V17H200V18L198 17V19H196L197 22L195 21V19L193 20L192 18H187V17H190L189 15H192L193 13L195 14V13H201ZM245 12H246V11H245ZM258 12H260V10H259ZM130 13H131V12L129 11V14H130ZM165 13H166V12H165ZM227 13H228V14H227ZM237 13H238V11H237ZM250 13H248L247 15L249 16ZM261 13H262V12H261ZM122 14L124 15V13H121V15H122ZM125 14L127 15L128 12L125 13ZM137 14H138V13H137ZM148 14H149V13H148ZM174 14H175V13H174ZM174 14H173V15H174ZM243 14H244V13H242V15H243ZM263 14H264V13H263ZM263 14L261 15V17H262V16L264 17ZM21 15H22V1H21V0H0V74H1V77H0V96L2 97V95H5V93H4L5 91L10 90V91H7V92H11V94L9 93V96L11 95V102H12V104L10 103L9 100H8V102H9L10 105L13 106V107H11V108H12V111L9 110V111H10V112H9L7 109H6V111H5L6 114L9 113V115H10V113L12 112V114H11V119H10V117H9L8 115H6V114H5V115L7 116V118H5L6 116L4 115L3 109L8 108L9 105H7V106H8V107H7V106L4 104V106H6V107L3 108V107H2V104L4 103L6 97H5V96L2 97L4 100L0 98V100H3V103H2V102L0 103V115H1V116H0V120H1V118H2V120H4L3 118H5L6 121H3V122H5L4 127H5V126H6V127H9V125H10V128H9V129L11 130V128H12V131H13V133H12V138H13V139H11V141L17 139V138H15V135H13V134H17V132H18V126L20 125L19 123H22V121H23L22 118H24V117L21 118V115H22L21 112H22L23 110H26V111H24V112H26L25 114H26L27 118H29L28 115H27V111H28V109H23V110H22L23 106H21V105L23 104V102H24V99H25V101H27V100L29 101V99L26 100V98L22 97V100H23V102H22V100L20 99L21 97H19V96H20V92H21V95L23 94V93H22V90L19 89V88H20V87H19V81H21L20 78H21L22 62H24V61H23V60H24V57H23V59H22V52L24 53V51H22V31H21V25H22V23H21ZM131 15H132V14H131ZM157 15H159V14H157ZM244 15L246 16V14H244ZM244 15H243V16H244ZM251 15H253V14L251 13ZM251 15L249 16L250 18H251ZM254 15H255V14H254ZM259 15H260V13H258V16H259ZM124 16H125V15H124ZM132 16H133V15H132ZM146 16H147V15H146ZM151 16H152V15H151ZM155 16H156V15H155ZM165 16H166V15H165ZM194 16H195V15H194ZM243 16H242V17H243ZM128 17H129V15H128ZM130 17H131V16H130ZM143 17H144V16H143ZM177 17H178V16H177ZM238 17H239V18H238ZM246 17H247V16H246ZM249 17H248V18H249ZM252 17H255V16H252ZM256 17H257V16H256ZM256 17H255V18H256ZM123 18H124V17H123ZM125 18H126V17H125ZM175 18H176V17H175ZM196 18H197V17H196ZM250 18L248 19V21H251V20H252V19L250 20ZM255 18H254V19H255ZM134 19H135V18H134ZM138 19H139V18H138ZM138 19H136V20H138ZM149 19H150V18H149ZM178 19H179V18H178ZM257 19H258V18H257ZM263 19H264V18H263ZM123 20H124V19H123ZM130 20H131V19H130ZM242 20H243V23L246 24V22H244V19H243V18H242ZM179 21H180V20H179ZM202 21H203V20H202ZM202 21H201V22H202ZM252 21H253V20H252ZM259 21H260V20H259ZM263 21H264V20H263ZM114 22H116V23H114L115 25L118 24L116 27H119V26L122 24V23H121V24L119 25L120 21H119V23H118V21H115V20H114ZM152 22H153V20H152ZM157 22H158V20H157ZM255 22H256V21H255ZM261 22H262V21H261ZM157 24H158V23H157ZM245 24H244V25H245ZM250 24H251V23H250ZM254 24H255L254 26H257V25H258V24L256 25V23H254ZM261 24H262V23H261ZM115 25H113V27H115ZM122 25L124 26L125 24H122ZM126 25H127V24H126ZM143 25H144V24H143ZM148 25H149V24H148ZM180 25L182 26L183 24L180 23ZM220 25H221V26H220ZM70 26H71V25H70ZM170 26H171V25H170ZM178 26H179V25H178ZM181 26H180V27H181ZM207 26H208L209 28H211V29L206 31V29H204V27H207ZM258 26H259V25H258ZM258 26H257L256 28H258ZM71 27H72V26H71ZM75 27H76V26L74 25L72 28H74L75 31H76V28H77V27H76V28H75ZM116 27H115V28H116ZM143 27H144V26H143ZM180 27H177V28H178V31L180 30V29H179ZM183 27H184V26H183ZM201 27L203 28L202 30H205V31H203L204 33L202 32L201 29H200V31H198L199 28H201ZM221 27H222V28H221ZM225 27H224V28H225ZM245 27H246V26H245ZM247 27H248V26H247ZM249 27H250V26H249ZM252 27H253V26H252ZM259 27H260V26H259ZM263 27H264V26H263ZM72 28H71V30H74V29H72ZM115 28H114V29H115ZM146 28H147V27H146ZM165 28H166V27H165ZM181 28H182V27H181ZM184 28H185V27H184ZM188 28H185V29H188ZM192 28H191V29H192ZM114 29H113V30H114ZM117 29H118V28H117ZM122 29H123V28H122ZM185 29H182V30L184 31ZM207 29H208V28H207ZM242 29H243V28H242ZM253 29H254V27H253ZM253 29H251V30H253ZM259 29H260V28H259ZM71 30H69V32H70ZM78 30H79V29H78ZM129 30H130V29H129ZM129 30H128V31H129ZM224 30H225V29H224ZM227 30H226V31H227ZM247 30H248V29H247ZM255 30H256V29H255ZM114 31H116V30H114ZM120 31H121V30H120ZM123 31H125V30H123ZM161 31H162V30H161ZM183 31H182V32H183ZM186 31H187V30H186ZM186 31H185V34H184V35H186V37H187V33L189 34V32H186ZM242 31H244V30H242ZM242 31H241V32H242ZM256 31H257V30H256ZM71 32H72V31H71ZM71 32H70V34H71ZM76 32H77V31H76ZM133 32H134V31H133ZM140 32H141V31H140ZM223 32H224V31H223ZM223 32H222V33H223ZM241 32H240V33H241ZM247 32H248V31H247ZM259 32H260V31H259ZM72 33H73V32H72ZM112 33H113V32H112ZM115 33H117V32H114V33L111 35L113 38H114L113 35H114ZM121 33H122V32H121ZM141 33H142V32H141ZM143 33H144V32H143ZM162 33H163V32H162ZM214 33H217V34L220 33V34H221L220 37H219V35L217 36V37H219V39H218L217 37H215V38L218 39V40H216V41L212 39V35H211V34H214ZM224 33L226 34V32H224ZM243 33H244V32H243ZM260 33H261V32H260ZM262 33H263V32H262ZM123 34H124V33H123ZM125 34H127V33H125ZM139 34H140V33H139ZM154 34H155V33H154ZM237 34H239V36H238ZM256 34H257V33H256ZM256 34H255V35H256ZM116 35H118V34H116ZM121 35H122V34H121ZM135 35H136V37H137L138 34H135ZM146 35H147V33H146ZM148 35H149V34H148ZM164 35H165V34H164ZM164 35H163V36H164ZM215 35H216V34H214V36H215ZM263 35H264V34H263ZM263 35H262V37H263ZM125 36H126V35H125ZM128 36H130V34H129ZM133 36H134V34H133ZM150 36H151V35H150ZM150 36H149V39L151 38ZM160 36H161V35H160ZM171 36H172V35H171ZM177 36H178V35H177ZM179 36H180V35H179ZM190 36H191V35H190ZM229 36H230V35H229ZM229 36H227V38H228ZM243 36H244V34H243ZM246 36H247V35H246V33H245V37H246ZM115 37H116V36H115ZM117 37H118V36H117ZM130 37H131V36H130ZM161 37H162V36H161ZM165 37H166V35L164 36V38H165ZM183 37H185V36H183ZM186 37H185V38H186ZM188 37H187V38H188ZM193 37H194V38H193ZM223 37H224V36H223ZM225 37H226V36H225ZM247 37H248V36H247ZM254 37L256 38V36H254ZM254 37H253V38H254ZM118 38H119V37H118ZM137 38H139V37H137ZM137 38H135V39H137ZM142 38H143V37H142ZM156 38H157V37H156ZM213 38H214V37H213ZM243 38H244V37H243ZM250 38H251V37H250ZM250 38H249V39H250ZM263 38H264V37H263ZM116 39H117V38H116ZM116 39H115V40H116ZM120 39H121V38H120ZM132 39H133V38H132ZM132 39H131V40H132ZM179 39H180V37H179ZM229 39H230V37H229ZM229 39H228V40H229ZM261 39H262V38H261ZM113 40H114V39H113ZM145 40H146V38H145ZM155 40H156V39H155ZM158 40H159V39H158ZM160 40H161V39H160ZM163 40H164V39H163ZM166 40H171V39H169V37H168V39H166ZM176 40H177V39H176ZM181 40H183V39H181ZM189 40H187V41H189ZM225 40H226V39H225ZM244 40H245V42H246L247 38H245ZM256 40H257V38H256ZM105 41H106V40H105ZM121 41H122V40H121ZM121 41H120V42H121ZM126 41H127V39L125 40V43H126ZM129 41H130V38H129ZM138 41H139V40H138ZM140 41H141V40H140ZM142 41H144V40L142 39ZM142 41H141V42H142ZM172 41H173V39H172ZM174 41H175V40H174ZM177 41H178V40H177ZM252 41H254V40L252 39ZM99 42H100V41H99ZM113 42H114V41H113ZM115 42H116V41H115ZM136 42H137V41H136ZM149 42L151 43L150 40L148 41V37H147V43H148V44H145V45H146L148 48H149V46H152V45H149ZM155 42H156V41H155ZM164 42H165V41H164ZM168 42L170 43V41H168ZM179 42H180V41H179ZM179 42H178V46H179ZM182 42H184V41H182ZM182 42H181V43H182ZM185 42H186V41H185ZM247 42H249V41L247 40ZM256 42H257V44H258V43H260L261 41L259 42V41L257 40ZM256 42H255V44H256ZM100 43H101V42H100ZM118 43H119V42H118ZM129 43H130V42H129ZM131 43H132V42H131ZM145 43H146V42H145ZM159 43H160V42H159ZM165 43H166V42H165ZM172 43H174V42H172ZM175 43H176V44H175ZM175 43H174V44L177 45V42H175ZM231 43H232V42H231ZM242 43H244L243 40H242L241 44H242ZM249 43H250V42H249ZM262 43H263V45H264V42H262ZM108 44L110 45V43H108ZM132 44H134V45L136 46L135 42H133ZM132 44H131V45H132ZM139 44H140V43H139ZM156 44H157V43H156ZM160 44H161V43H160ZM174 44H173V45H174ZM190 44H191V43H190ZM196 44H197V46H196ZM251 44H252V43H251ZM255 44H254V45H255ZM257 44H256V45H257ZM260 44H261V43H260ZM117 45H119V44H117ZM143 45H144V44H142V46H143ZM154 45H155V44H154ZM165 45H166V44H165ZM188 45H189V44H188ZM232 45H233V44H232ZM242 45L244 46V44H242ZM246 45H247V43H246ZM248 45H249V44H248ZM252 45H253V44H252ZM102 46H103V45H102ZM111 46H113V44H112ZM138 46H139V45H138ZM158 46H159V44H158ZM178 46H177V48H178ZM250 46H251V45H250ZM250 46H249V47H250ZM260 46H261V45H260ZM106 47H107V46H106ZM117 47H121V46H117ZM131 47H132V48H131L132 50H131V49H130V50H131V52H133V46H131ZM140 47H141V46H140ZM147 47H146V48H147ZM170 47H171V46H170ZM172 47H173V46H172ZM175 47H176V46H175ZM179 47H180V46H179ZM185 47H186V46H185ZM189 47H190V46H189ZM231 47H232V46H231ZM245 47H247V46H245ZM249 47H247V48H249ZM253 47H254V46H253ZM113 48H114V46H113ZM126 48H128V47H126ZM126 48H125V49H126ZM136 48H137V47H134V50H135ZM142 48H143V47H142ZM148 48H147V50H148ZM155 48H156V45H155ZM159 48H160V47H159ZM177 48H176V49H177ZM180 48H181V47H180ZM193 48H192V49H193ZM241 48H243V47L241 46ZM241 48H239V49H241ZM250 48H251V47H250ZM254 48H255V49H258V48H256V47H254ZM261 48H262V47H261ZM102 49H103V48H102ZM109 49H112V48L110 47ZM109 49H106V50L109 52ZM114 49H115V48H114ZM118 49H119V48H118ZM150 49H151V53H152V52H153V51H152V47H151ZM150 49H149V50H150ZM156 49H157V48H156ZM163 49H164V48H162V50H163ZM167 49H168V48H167ZM189 49H191V48H189ZM192 49H191V50H192ZM195 49H193V50H195ZM220 49H221V48H219V51H223V49H222V50H220ZM231 49H232V48H231ZM244 49H245V48H244ZM244 49H243V50H244ZM122 50H124V49H122ZM126 50H128V49H126ZM142 50H145L143 53H145V52L147 51L145 48H143ZM142 50L140 49L139 52H141ZM173 50H174V48H173ZM180 50H181V49H180ZM182 50H183V48H182ZM228 50H229V49H228ZM247 50H248V49H247ZM249 50H250V49H249ZM251 50L253 51V49H251ZM260 50H261V49H260ZM263 50H264V49H263ZM107 51L105 52V54L107 53ZM110 51H111V50H110ZM113 51H114V50H113ZM115 51H116V50H115ZM119 51H120V50H119ZM156 51H157V50H156ZM163 51H164V50H163ZM168 51H169V50H168ZM174 51H175V50H174ZM195 51H196V50H195ZM232 51H233V50H232ZM237 51H238V50H237ZM240 51H241V50H239V52H240ZM244 51H245V50H244ZM252 51H251V52H252ZM255 51H256V50H255ZM258 51H259V50H258ZM124 52H126V51L124 50ZM183 52H184V53H182V54H185V51H183ZM191 52H193V51H191ZM191 52H190L188 55H190ZM224 52H225L224 56H227L228 53L226 54V51H224ZM230 52H231V51H230ZM247 52H248V51H247ZM43 53H44V52H43ZM109 53H110V52H109ZM112 53H113V52H112ZM127 53H128V52H127ZM136 53H137V52H136ZM151 53H150V54H151ZM155 53H156V52H155ZM175 53H176V52H175ZM186 53H188V52L186 51ZM194 53H195V55H197V56H195L194 60L201 59V58H198V53H197V52H194ZM199 53H201V52L199 51ZM231 53H233V52H231ZM244 53H246V52H244ZM253 53H254V54H253ZM256 53H257V54H255V52L250 53V55H248L249 57L246 55V56L248 57V60H247V61L249 62V59L252 58L253 55H254V56L256 55L255 57H256L258 60H260L259 63H260V62H261V63H262V62L264 63V54H263V53H260V52H257V51H256ZM110 54H111V53H110ZM116 54H117V53H116ZM120 54H121V53H120ZM129 54H131V53H129ZM146 54H149V51L146 52ZM157 54H158V55L160 54V56H162V55H161L162 52L160 53V51H159ZM157 54H156V56H157V58L159 59L160 57H158ZM165 54H167V52H166ZM182 54H181V55H182ZM204 54H203V55H204ZM214 54H215V53H213V55H214ZM216 54H217V56H218V57H216V58H220V55H218V52H217ZM229 54H230V53H229ZM237 54H238V53H237ZM242 54H243V53H242ZM242 54H241V55H242ZM252 54H253V55H252ZM23 55H24V54H23ZM102 55H103V54H102ZM106 55H108V54H106ZM113 55H114V54H112V56H113ZM152 55H154V53H153ZM152 55H150V56H152ZM169 55H170V54H169ZM172 55H173V54H172ZM199 55H200V54H199ZM221 55H222V54H221ZM251 55H252V57H251ZM121 56H122V55H121ZM126 56H127V54H126ZM144 56H145V57H143V55L141 54V57L143 58V59H141V57L139 58V57L136 56V54H134V57H137L138 59L136 58V63H135V62H133V63L136 64V65H139V64H137V62L139 63L140 60L143 62L144 58H146V59L148 58V57H146L147 55H144ZM148 56H149V55H148ZM154 56H155V55H154ZM154 56H153V57H154ZM170 56H171V55H170ZM179 56H180V55H179ZM184 56H187V54H185ZM184 56L182 55L181 57L183 58ZM191 56H192V55H191ZM209 56H210V55H208L207 57L203 56V58L205 57V60H204V59H203V60H204L205 62H207V64H208L209 67H212V68H213V66L215 65L217 59H215V57L212 56V55H211V57H209ZM222 56H223V55H222ZM233 56H234V54H233ZM26 57H29V56H26ZM26 57H25V59H26ZM45 57H48V55L45 56ZM109 57H110V56H108V58H109ZM113 57H115V55H114ZM113 57H112V58H113ZM116 57H118V56H116ZM116 57H115V58H116ZM122 57H124V56H122ZM163 57L166 58V57L164 56V53H163ZM167 57H168V56H167ZM174 57H175V55H174ZM181 57H179V59H181ZM199 57H200V56H199ZM227 57H228V56H227ZM247 57H246V58H247ZM29 58H30V57H29ZM37 58H41V56H39V57H37ZM43 58H44V57H43ZM119 58H121V57H119ZM150 58H151V57H150ZM176 58H177V56H176ZM221 58L223 59L224 57H221ZM233 58H234V57H233ZM238 58H239V57H238ZM238 58H237V59H238ZM243 58H244V57H243ZM256 58H255V59H256ZM46 59L49 60V58H46ZM103 59H104V58H103ZM122 59H123V58H122ZM122 59H120V60H122ZM130 59H132V57H131ZM146 59H145V61L143 62V63H144L143 65H144V66H145V65H146V66L148 65L149 67H151L152 65L150 66V64H145V62H147ZM155 59H156V57H155ZM155 59L151 58L150 60H151V62L154 63V62L157 61V60H156V61H153V60H155ZM169 59H170V58H169ZM169 59H168V60H169ZM172 59H173V58H172ZM172 59H171L170 61H172ZM183 59H184V58H183ZM186 59H187V57H186ZM188 59H189V58H188ZM227 59H229V57H228ZM252 59H253V60H252ZM252 59H251V60H252L253 62H252V61H251V62H252V64H254L256 60H255L254 58H252ZM43 60H44V59H43ZM106 60H107V58H106ZM106 60H105V61H106ZM111 60H112V59H111ZM111 60H109V61H110L111 63H113V60H112V61H111ZM115 60H117V59H115ZM147 60H148V59H147ZM163 60H164V59H163ZM189 60H190V59H189ZM192 60H193V59H192ZM234 60H235V59H232V62H233ZM254 60H255V61H254ZM45 61H46V60H45ZM109 61L107 60V63H109ZM117 61H118V60H117ZM123 61H124V63L126 64V62H125L126 59L123 60ZM123 61H122V63H123ZM133 61H135V60H133ZM158 61H159V60H158ZM160 61H161V59H160ZM164 61H165V60H164ZM173 61H174V60H173ZM173 61H172V62H173ZM184 61H185V60H184ZM224 61H226V60H224ZM229 61H230V60H229ZM236 61H237V60H236ZM37 62H38V61H37ZM37 62H36V64H37ZM41 62H43V61H41ZM46 62H47V61H46ZM46 62H45V63H46ZM131 62H132V60L129 61L130 64H131ZM151 62H150V63H151ZM172 62H171V63H172ZM175 62H177V61L175 60ZM197 62H198V61H197ZM202 62H203V61H202ZM222 62H223V60H222ZM226 62H227V61H226ZM239 62H240V61H239ZM256 62H257V61H256ZM24 63H25V62H24ZM58 63H59V62H58ZM58 63H56V64H58ZM60 63H61V62H60ZM91 63H92V62H91ZM111 63H110V64H111ZM114 63H116V62H114ZM114 63H113V64H114ZM129 63H127V64L129 65ZM140 63H141V62H140ZM148 63H149V61H148ZM153 63H151V64H153ZM169 63H170V62H169ZM220 63H221V62H220ZM227 63H228V62H227ZM235 63H236V62H235ZM249 63H250V62H249ZM46 64H49V63L47 62ZM46 64H45V65H46ZM56 64L54 65V62H53L52 67L56 66ZM65 64H66V63H65ZM110 64H109V65H110ZM141 64H142V63H141ZM162 64H164V62H161V63L158 62V65H159V66H163ZM165 64H166V62H165ZM167 64H168V63H167ZM230 64L232 65V63H230ZM34 65H35V64H34ZM42 65H43V64H42ZM42 65H41V66H42ZM50 65H51V63L49 64V66H50ZM53 65H54V66H53ZM111 65H112V64H111ZM111 65H110V66H111ZM115 65H116V64H115ZM115 65H114V66H115ZM118 65H119V64H118ZM153 65H154V64H153ZM155 65H156V64H155ZM174 65H175V64H174ZM231 65H230V66H231ZM238 65H240V64H238ZM256 65H257V63H256ZM258 65H259V66H258ZM258 65H257V66L260 67V64H258ZM263 65H264V64H263ZM32 66H33V65H32ZM35 66H37V65H35ZM41 66H40V67H41ZM49 66H48V68H51V66H50V67H49ZM58 66H60V65H58ZM107 66H108V65H107ZM112 66H113V65H112ZM122 66H123V64L121 65V67H122ZM125 66H126V65H125ZM133 66H135V65H133ZM133 66H132V70H133ZM146 66H145V67H146ZM169 66H170V65H169ZM192 66H193V65H192ZM216 66H217V65H216ZM223 66H224V65H223ZM223 66H221V67H223ZM225 66H226V65H225ZM225 66H224V67H225ZM261 66H262V64H261ZM60 67H61V66H60ZM60 67H59V68H60ZM67 67H68V66H67ZM82 67H83V66H82ZM116 67H117V66H116ZM116 67H114V69H115ZM123 67H124V66H123ZM135 67H136V66H135ZM153 67H154V66H152V68H153ZM156 67L158 68L157 65H156ZM170 67H171V66H170ZM218 67H219V66H218ZM255 67H256V66H255ZM258 67H257V68H258ZM33 68H34V67H33ZM55 68H56L57 70H59V68H57V67H55ZM87 68H88V67H87ZM90 68H91V67H90ZM104 68H105V67H104ZM109 68H110V67H109ZM117 68H119V67H117ZM117 68H116L115 71L119 72V71L117 70ZM126 68H127V67H126ZM126 68H125V69H126ZM129 68H130V67H129ZM138 68H139V66H138ZM157 68H154V69H157ZM164 68L166 69V67H164ZM167 68L169 69V67H167ZM42 69H44V67H43ZM42 69H41V71H44V70H46L47 68L44 69V70H42ZM52 69H53V68H51V70H52ZM63 69H64V68H63ZM136 69H137V68H136ZM136 69H134V70H136ZM143 69H144V67H143ZM150 69H151V68H150ZM176 69H177V68H176ZM205 69H206V68H205ZM213 69H214V68H213ZM225 69H226V68H225ZM227 69H229V67H228ZM260 69H261V68H260ZM263 69H264V67H263ZM25 70H26V69H25ZM49 70H50V69H48V71H49ZM78 70H79V69H78ZM81 70H82V69H81ZM126 70H127V69H126ZM130 70H131V69H130ZM132 70H131V72H132ZM141 70H142V69L140 68V72L142 73L143 70H142V71H141ZM144 70H146V68H145ZM147 70H148V69H147ZM157 70H160V69H157ZM193 70H194V69H193ZM222 70H224V69H221V71H222ZM34 71H35V70H34ZM36 71H37V70H36ZM53 71H54V70H53ZM53 71H49V72H51L50 75H49V73L47 74L46 71H45V73H46L48 76H52V75L55 73V72L53 73ZM63 71H64V70H63ZM113 71H114V70H113ZM124 71H125V70H124ZM138 71H139V70H138ZM148 71H150V70H148ZM153 71H154V70H153ZM165 71H166V70H165ZM177 71H178V70H177ZM189 71H190V70H189ZM189 71H188V72H189ZM203 71H204V70H203ZM210 71H211V70H210ZM213 71H214V70H213ZM224 71H226V70H224ZM258 71H259V68H258ZM39 72H40V71H39ZM60 72H62V71H60ZM133 72H134V71H133ZM133 72H132V73H133ZM135 72H136V71H135ZM135 72H134V73H135ZM151 72H152V70L150 71V73H151ZM156 72H157V71H156ZM158 72H159V71H158ZM191 72H192V71H191ZM222 72H223V71H222ZM222 72H221V74H222ZM230 72L233 74L232 71H230ZM260 72H261V71H260ZM262 72H263V70H262ZM34 73H35V72H34ZM42 73H43V72H42ZM73 73H74V72H73ZM77 73H78V72H77ZM85 73H86V72H85ZM141 73H140V74H141ZM146 73H147V71H146ZM146 73H145L144 75H146ZM148 73H149V72H148ZM148 73H147V74H148ZM160 73H162L161 70H160ZM160 73H159V77H158V74H157V77H158L159 79L162 78V77H161L162 75H161ZM209 73H210V72H209ZM231 73H229V74H231ZM263 73H264V72H263ZM9 74L12 75V80H11V81H10V79L8 80V78H7V75H9ZM51 74H52V75H51ZM56 74H57V73H56ZM78 74H79V73H78ZM81 74H82V73H81ZM86 74H87V73H86ZM86 74H85V75H86ZM88 74H89V73H88ZM111 74H112V73H111ZM125 74H128L127 76H128V78H129V80L133 81V80L130 78V76H129V75H130L129 72H128V73L125 72ZM125 74H124V78H123V77H120V79L122 78V81H123V82H124L123 79L127 78V77H125ZM140 74H139V75H140ZM152 74H153V73H151V75H152ZM154 74H155V73H154ZM164 74H165V73H164ZM195 74H196V73H195ZM227 74H228V73L226 72V75H225V72H224V76H223V77H225V76H226V77H225L224 79L221 78V79H223V84L220 83V85L222 84V86H219V85H218V86L220 87V89H222L225 85H226L225 87H228V86H227L228 83L231 84V82H227V84H226V82H225V79H226V78H228V77H230V78H234V76H235V75H234V76H231V75H229V74H228L229 76H227ZM43 75H44V74H43ZM71 75H72V74H71ZM76 75H77V74H76ZM89 75H90V74H89ZM144 75H143V77H144ZM148 75H149V74H148ZM160 75H161V76H160ZM165 75H166V74H165ZM171 75H172V74H171ZM190 75H192V74H190ZM257 75H258V74H257ZM41 76H42V75H41ZM45 76H46V75H45ZM56 76H57V75H56ZM83 76H84V75L82 74V77H83ZM113 76H114V75H113ZM149 76H150V75H149ZM168 76H169V75H168ZM185 76H186V74H185ZM192 76H193V75H192ZM199 76H200V75H197L196 78L199 77ZM246 76H247V75H246ZM255 76H256V75H255ZM22 77H23V76H22ZM46 77H47V76H46ZM76 77H77V76H76ZM82 77H81V78H82ZM136 77H137V76H136ZM136 77H134V79H135ZM139 77H141V76H139ZM143 77H142V78H143ZM178 77H179V76H178ZM181 77H182V76H181ZM186 77H187V76H186ZM189 77H191V76H189ZM194 77H195V76H194ZM221 77H222V76H221ZM247 77H248V76H247ZM247 77H246V78H247ZM260 77L263 78V77H264V74H263V75H259L258 78H260ZM31 78H32V77H31ZM81 78H80V79H81ZM137 78H138V77H137ZM147 78L149 79V77H147ZM147 78H146V79H147ZM150 78H151V77H150ZM152 78H154V77H152ZM155 78H156V77H155ZM155 78H154V79H155ZM164 78H165V77H164ZM166 78H167V77H166ZM230 78H228V81L231 80ZM250 78H252V77H250ZM253 78H254V80H253ZM253 78H252V81H253V83H254L255 79H258V78H257V77H254V75H253ZM60 79H61V78H60ZM77 79H78V78H77ZM82 79H84V78H82ZM118 79H119V78H118ZM120 79H119V81H121ZM138 79H139V78H138ZM143 79H144V78H143ZM148 79H147V80H148ZM156 79H157V78H156ZM167 79L171 80V78H167ZM167 79H166V80H167ZM192 79H193V81H194V78H192ZM202 79H203V78H202ZM210 79H211V78H210ZM235 79H236V78L232 79V80H233V82H232V84H231L232 86H230V84H228L229 87H231L232 89H234L233 84H234ZM240 79H241V78H240ZM85 80H86V78H85ZM129 80H128V81H129ZM152 80H153V79H150L149 82L147 81L148 85H149V83H150ZM195 80H196V79H195ZM206 80H207V79H206ZM211 80H212V79H211ZM211 80H210V81H211ZM232 80H231V81H232ZM236 80H237V79H236ZM249 80L251 81V79H249ZM24 81H25V80H24ZM78 81H79V80H78ZM90 81H91V79H90ZM117 81H118V80H117ZM117 81H116V82H117ZM122 81H121V82H122ZM139 81H141V80H139ZM143 81H144V80H143ZM159 81H160V80H159ZM197 81H199V80H197ZM197 81H196V84H197V83H200V82H197ZM200 81H201V83H202V80H200ZM242 81H244V80H242ZM263 81H264V80H263ZM10 82H11V84H9ZM21 82H22V81H21ZM79 82H80V81H79ZM84 82H86V81H84ZM91 82H92V81H91ZM91 82L88 81V83L91 84V86H92L91 89H92V91H93V89H94V88H93V82H92V83H91ZM110 82H111V81H110ZM112 82H113V81H112ZM112 82H111V84H112ZM114 82H115V81H114ZM123 82H122V83H123ZM155 82H156V84H157L158 80L155 81ZM172 82H173V81H172ZM181 82H182V81H181ZM187 82H188V81H187ZM190 82H191V81H190ZM205 82H206V81H205ZM211 82H212V81H211ZM215 82H216V81H215ZM218 82H220V81H218ZM224 82H225V84H224ZM235 82H236V81H235ZM238 82H239V81H238ZM255 82L257 83V81H255ZM259 82H261V80H260ZM42 83H43V82H42ZM88 83H87V84H88ZM117 83H118V82H117ZM129 83H130V84H129ZM129 83H127L128 86L130 85V86L134 87V85H133L134 83H133V82H132V83H133L132 85H131V82H129ZM138 83H141V82H138ZM152 83H154V80H153ZM152 83H150V85H151ZM164 83L166 84V86L168 85V82H167V83L164 82ZM170 83H171V82H170ZM173 83H176V81H174ZM179 83H180V82H179ZM240 83H242V82L240 81ZM248 83H249V82H248ZM248 83H247V84H248ZM256 83H255V84H256ZM20 84H21V83H20ZM43 84H44V83H43ZM45 84H46V83H45ZM45 84H44V85H45ZM77 84H78V83H77ZM109 84H110V83H109ZM111 84H110V85H111ZM115 84H116V83H115ZM115 84H113V86H115V87L112 86V87H113L112 89H113L114 91H115L114 88H116V87H117V88H120V87H119V86H120L119 83H118V84H119L118 86L115 85ZM125 84H126V82L122 85V87L125 86ZM127 84H126V85H127ZM135 84H136V83H135ZM144 84H145V83H144ZM144 84H142V85H144ZM159 84L162 86L161 83H159ZM190 84H192V83H190ZM190 84H189L188 86H190ZM214 84H215V83H214ZM214 84H212V85L214 86ZM216 84H219V83H216ZM216 84H215V85H216ZM236 84H238V83L236 82L235 85H236ZM243 84H244V83H243ZM247 84H246V85H247ZM255 84H254V86H256ZM258 84H259V83H257V86H258ZM48 85H49V84H48ZM99 85H100V87H102L101 84H99ZM150 85H149V87H150ZM152 85H153V84H152ZM171 85H172V84H171ZM174 85H175V84H174ZM181 85H182V84H181ZM193 85H194V83H193ZM202 85H203V84H202ZM223 85H224V86H223ZM261 85H264V82H262ZM68 86H69V85H68ZM78 86H79V87L81 86L80 88H78V89L80 90V89L82 88V85H78ZM85 86H86V83H85ZM85 86H84V88H85ZM87 86H89V89H90V85H87ZM87 86H86V87H87ZM128 86H126V87H128ZM168 86H169V85H168ZM172 86H173V85H172ZM172 86H171V87H172ZM191 86H192V85H191ZM197 86H200V84L197 85ZM216 86H217V85H216ZM241 86H242V85H241ZM244 86H245V85H244ZM244 86H243V87H244ZM257 86H256V87H257ZM259 86H260V85H259ZM110 87H111V86H110ZM132 87H130V88H132ZM139 87L141 88V86H139ZM169 87H170V86H169ZM174 87H175V86H174ZM195 87H196V86H195ZM195 87H194V88H195ZM221 87H222V88H221ZM229 87H228V88H229ZM249 87L251 88L250 85H249ZM263 87H264V86H263ZM43 88H44V87H43ZM74 88H75V87H74ZM95 88H98V86L96 87V85H95ZM106 88H107V87H106ZM117 88H116V89H117ZM130 88L128 87V89H130ZM134 88L137 89L138 87H134ZM140 88H139V89H140ZM155 88H156V87H155ZM162 88H163V87H162ZM164 88H166L165 85H164ZM190 88H192V87H190ZM212 88H213V87H212ZM214 88H215V86H214ZM231 88H230V89H231ZM237 88H238V86H237ZM237 88H236V89H237ZM244 88H245V87H244ZM253 88L256 90L255 87H253ZM260 88H261V87H260ZM78 89H77V87L75 88L76 96H79V94H78L79 92H80V94L83 92V90H82L83 88H82L79 92H77ZM89 89L86 88L85 90L88 91ZM91 89H90L89 91H91ZM98 89H99V88H98ZM98 89H97V91H100V90H98ZM103 89H105V87H103ZM110 89H111V88H110ZM110 89L108 88L107 90H110ZM136 89H135V91H136ZM141 89H142V88H141ZM145 89H147V88H145ZM145 89H144V90H145ZM157 89H158V86H157ZM171 89H172V88H171ZM198 89H199V88H198ZM206 89H207V88H206ZM209 89H210V88H209ZM217 89H218V87H217ZM220 89H219V90H220ZM236 89H234V91H233V90H232V91L229 90L228 92H234V95H235V90H236ZM246 89H248V88H246ZM251 89H252V88H251ZM251 89H248V90L250 91L249 93H251V95L255 94L254 97H256V94H257V93L260 95V94H261L260 92H262V96H261V98H260V96H259L260 99H259L258 97L255 98V102H257V101H259V100H260V102H261V99L263 98V95H264V91H261V89H259V87H258L257 89H259V91L257 90V92L255 93V90H254V91H253V94H252V90H251ZM46 90H47V89H46ZM95 90H96V89H95ZM95 90H94L93 92H95ZM131 90H133V89H131ZM163 90H164V89H163ZM207 90H208V89H207ZM213 90H214V89H212V91H213ZM225 90H226V88H224V92H225ZM227 90H228V89H227ZM227 90H226V91H227ZM241 90H242V87H241ZM248 90H247V92H248ZM73 91H74V89H73ZM73 91H72V92H73ZM87 91H86V92H87ZM97 91H96V92H97ZM104 91H105V90H104ZM110 91H111V94L114 95V94L112 93V92H114V91H112V90H110ZM110 91H109V92H110ZM118 91H119V89L116 90L115 93L118 92ZM146 91H148V90H146ZM172 91H173V90H172ZM185 91H186V90H185ZM198 91L200 92V90H198ZM208 91H209V90H208ZM212 91H211V93H212ZM216 91H218V90H216ZM238 91H240V90L238 89ZM238 91L236 90V93H237ZM72 92L70 93V95H68L69 98H71V95L73 96ZM93 92H91V93L93 94ZM106 92H107V91H106ZM120 92H121V91H120ZM140 92H141V91H140ZM142 92H143V91H142ZM151 92H153V91H151ZM151 92H150V94H151ZM156 92H157V91H156ZM161 92H162V91H161ZM164 92H165V90H164ZM168 92L171 93L170 90L167 91V93H168ZM187 92H188V90H187ZM189 92H190V91H189ZM189 92H188V93H189ZM224 92H223V89H222V93H224ZM84 93H85V92H84ZM84 93H83V94H84ZM91 93H90V92H89V93L87 92V95H86V94H85V95H86L87 97H89V95H90ZM104 93H105V92H104ZM107 93H108V92H107ZM107 93H105V94H107ZM133 93H134V92H133ZM143 93H144V92H143ZM190 93H193V92H190ZM190 93H189V95H191ZM195 93H196V92H195ZM201 93H202V90H201ZM206 93H207V91H206ZM217 93H218V92H217ZM217 93H216V94H217ZM220 93H221V92H220ZM222 93H221V94H222ZM225 93H227V92H225ZM225 93H224V94H225ZM240 93H241V92H240ZM243 93H244V92H243ZM245 93H246V91H245ZM245 93H244V94H245ZM77 94H78V95H77ZM88 94H89V95H88ZM94 94H95V93H94ZM97 94H98V93H97ZM105 94H104V96H105ZM109 94H110V93H109ZM139 94L142 96V93H139ZM150 94H148V96H151ZM171 94H172V93H171ZM199 94H200V93H199ZM202 94H203V93H202ZM212 94H213V93H212ZM216 94H215V95H216ZM224 94H222V95L219 96L220 99L225 97ZM229 94H230L231 97L228 98V99H231V100H232L233 97H234V95H233V93H232V94L229 93ZM238 94H239V93H238ZM241 94H242V93H241ZM98 95H99V94H98ZM107 95H108V94H107ZM120 95H122V94H120ZM123 95H124V94H123ZM123 95H122L121 97H125V96H123ZM145 95H146V93H145ZM145 95L143 94L144 97L142 98V100H144V102H145V100L148 102L147 98H149V97H147V96H145ZM160 95H161V94H160ZM160 95H159V96H160ZM187 95H188V94H187ZM209 95H211V94L209 93ZM225 95H226V94H225ZM232 95H233V96H232ZM239 95H240V94H239ZM7 96H8V95H7ZM22 96H23V95H22ZM68 96H67V97H68ZM126 96H127V95H126ZM135 96H136V95H135ZM135 96H132V97L135 98ZM141 96H140V97H141ZM154 96H155V95H154ZM183 96H184V95H183ZM197 96H198V95H197ZM197 96H196V97H197ZM200 96H201V95H200ZM223 96H224V97H223ZM226 96L229 97L228 94H227ZM237 96H238V95H237ZM244 96H245V95H244ZM87 97H85L84 100H86ZM91 97H92V96H91ZM94 97H95V98L97 97L96 94L94 95ZM94 97H93V98H94ZM105 97H106V96H105ZM105 97H104V99H105ZM111 97H112V96H111ZM121 97H120V98H121ZM145 97H146V98H145ZM151 97H153V95H152ZM181 97H182V96H181ZM181 97H180V98H181ZM192 97H193V96H192ZM214 97H215V96H214ZM242 97H243V95H242ZM242 97H240V96H239V97H236V95H235V98H234V99H237V98L240 99V98H242ZM246 97H248V95L245 96V98H246ZM250 97H251V96H250ZM73 98H74V97H73ZM93 98H92V99H93ZM106 98H107V97H106ZM108 98H109V97H108ZM153 98H154V97H153ZM157 98H159V97H157ZM160 98H161V97H160ZM160 98H159V99H160ZM162 98H163V96H162ZM194 98H195V96H194ZM203 98H204V97H203ZM205 98H206V97H205ZM248 98H249V97H248ZM9 99H10V98H9ZM80 99H81V97H80ZM92 99H90V100H92ZM101 99H103V96H102V98H100L99 102H101ZM109 99H110V98H109ZM109 99H107V100L105 99V100L107 101V103L111 102V101L108 102ZM112 99H113V98H112ZM122 99H123V98H122ZM122 99H120V100L122 101ZM127 99H128V98H127ZM127 99H126V102H127ZM159 99H158V100H159ZM188 99H191V98H188ZM214 99H215V98H214ZM214 99H213V100H214ZM224 99H226V97H225ZM228 99H227V101H228ZM242 99L244 100V98H242ZM242 99H241V100H242ZM246 99H247V98H246ZM256 99H257V100H256ZM258 99H259V100H258ZM20 100H21V103H22V104H20ZM69 100H70V99H69ZM71 100H72V99H71ZM71 100H70V104H71ZM77 100H78V98H77ZM81 100H83V99H81ZM90 100H89V101H90ZM117 100H118V97H117ZM117 100H116V101H117ZM129 100H130V99H129ZM136 100H137V98H135V103H136L135 106L138 107L137 105H139V107H141V103H140V102H143V101H142V100H141V101H140V100H137V101H136ZM150 100H151V99H150ZM165 100H166V99H165ZM191 100H192V99H191ZM204 100H206V99H204ZM241 100H238L239 103L241 102ZM243 100H242V101H243ZM248 100H250V99H248ZM6 101H7V100H6ZM6 101H5V102H6ZM28 101L26 102L27 104L24 102L27 106H25V105L23 104L26 108L28 107V103H29V104L31 103V102H28ZM97 101H98V100H97ZM97 101H95V99H94V101H93V108H95V107L97 106V105H95V104L97 103ZM106 101H105V102H106ZM121 101H120V102H121ZM133 101H134V99H133ZM138 101H140V102H138ZM152 101H153V102H152V103H153V104H152V107H153V105H156V104H154V103L156 102V100H155V102H154V99H152ZM169 101H170V100H169ZM171 101H172V100H171ZM194 101H195V100H194ZM198 101H200V99H198ZM224 101H225V100H224ZM227 101H225V102H227ZM244 101H245V100H244ZM252 101H253V99H252ZM8 102H7V103H8ZM33 102H34V101H33ZM73 102H74V100H73ZM76 102H77V101H76ZM80 102L82 103L83 101H80ZM123 102H124V101H123ZM144 102H143V104H142L143 109H144V107H147V106H145V105H147V104H145ZM147 102H146V103H147ZM149 102H150V101H149ZM149 102H148V104H149ZM158 102H159V101H158ZM163 102H164V101H163ZM185 102H186V101H185ZM185 102H184V103H185ZM195 102H196V101H195ZM205 102H206V101H205ZM222 102H223V100H222ZM229 102H230V101H229ZM245 102H246V101H245ZM249 102H250V101H249ZM249 102L247 101V103H249ZM260 102H259V103H260ZM262 102H263V100H262ZM74 103H75V102H74ZM81 103L77 102V103H75V105H77V104H81ZM87 103H88V102H87ZM87 103L84 104V105H87ZM89 103L91 104V101H90ZM94 103H95V104H94ZM102 103H104V101H103ZM102 103H101V105H102ZM107 103H106V105H108ZM121 103H122V102H121ZM121 103H120V106H121ZM128 103H129V102H128ZM128 103H127V105H128ZM132 103H133V102H132ZM132 103H131V104H132ZM139 103H140V104H139ZM159 103H160V102H159ZM182 103H183V102H182ZM190 103H193V102H190ZM196 103H197V102H196ZM242 103H243V102H242ZM242 103H241V105H243L244 107L242 108L241 105H239V108H242V111H245V110H243L244 108H246V107H245V104H242ZM97 104H98V103H97ZM116 104H118V103H116ZM144 104H145V105H144ZM157 104H158V103H157ZM197 104H199V103H197ZM234 104H235V103H234ZM236 104H237V103H236ZM251 104H253V103H251ZM256 104H258V103H256ZM262 104H263V103H262ZM31 105H32V104H30V107H31ZM72 105H73V103H72ZM94 105H95V107H94ZM123 105H125V102H124ZM159 105H160V104H159ZM161 105H162V104H161ZM168 105H169V104H168ZM186 105H187V104H185V106H186ZM190 105H191V104H190ZM190 105H189V106H190ZM199 105H200V104H199ZM211 105H212V104H211ZM214 105H215V104H214ZM248 105H249V104H248ZM253 105H255V104H253ZM260 105H261V103L258 104L257 106H260ZM20 106H21V107H20ZM35 106H36V105H35ZM80 106H81V107H80V109L77 110V112H79V110H81V108H82V110L85 109V108L83 109V107H82L83 104L80 105ZM89 106H92V105H89ZM103 106L105 107L104 104H103ZM103 106H100V108L103 107ZM112 106H113V105H112ZM112 106H111V109H112ZM128 106H129V105H128ZM132 106H133V104H132L130 107L133 108ZM148 106L151 107V104L148 105ZM170 106H171V105H170ZM182 106H183V105H182ZM192 106H193V105H192ZM200 106H201L202 108H204L202 105H200ZM216 106H217V105H216ZM224 106H225V105H224ZM224 106H222V107H224ZM227 106H228V104H227ZM230 106H231V108L234 107V106H232L231 104H230ZM246 106H247V105H246ZM249 106H250L249 110L252 109V111H254V109L256 108V107H255V108H254V107L251 108L252 105H249ZM263 106H264V105H263ZM30 107H29V108H30ZM33 107H34V105H33ZM33 107H31V109H32ZM36 107H37V106H36ZM36 107H35V108H36ZM70 107H71V105H70ZM70 107H69V105H68V108H66V109H67V112H68L70 109H71L70 111H72L73 106H72V108H70ZM77 107H78V106H77ZM84 107H85V106H84ZM86 107H87V106H86ZM106 107H107V106H106ZM114 107H116V106H114ZM130 107H129V108H130ZM136 107H135V108H136ZM163 107H164V106H163ZM207 107H208V105H207ZM210 107H212V106H210ZM260 107H261V109H262V111H263V110H264V109H263L264 107H263V108H262V106H260ZM11 108L9 107V109H11ZM13 108H14V109H13ZM74 108L76 109V107H74ZM96 108H97V107H96ZM98 108H99V105H98ZM107 108H108V107H107ZM153 108H155V106H154ZM174 108H175V107H174ZM192 108H194V107H192ZM197 108H198V107H197ZM236 108H237V106H236ZM239 108H237V109H239ZM247 108H248V106H247ZM33 109H34V108H33ZM37 109H38V108H37ZM90 109H92V108H90ZM103 109H104V108H103ZM105 109H106V108H105ZM113 109H114V108H113ZM113 109H112V110H113ZM118 109H119V108H118ZM127 109H128V108H127ZM137 109H139V108H137ZM137 109H136V110H137ZM141 109H142V108H141ZM147 109H148V108H147ZM194 109H196V108H194ZM200 109H201V108H200ZM217 109H218V108H217ZM233 109H234V108H232V110H233ZM20 110H22V111L20 112ZM39 110H40V109H39ZM73 110H74V109H73ZM82 110H81V112L84 113L85 110H84V111H82ZM86 110H87V109H86ZM100 110H101V109H100ZM114 110H115V109H114ZM119 110H121V109H119ZM153 110H154V109H153ZM192 110H193V109H192ZM203 110H204V109H202V111H203ZM210 110H211V109H210ZM224 110H225V109H224ZM226 110H227V109H226ZM228 110H229V106H228ZM230 110H231V109H230ZM230 110H229V111H230ZM234 110L236 111V109H234ZM239 110H240V109H239ZM239 110H238L237 113H240ZM256 110H257V108H256ZM32 111H33V110H32ZM36 111H38V110H36ZM89 111H90V110H89ZM93 111H94V110H93ZM93 111H92V112H93ZM109 111H110V110H109ZM117 111H118V110H117ZM131 111H132V110H131ZM139 111H140V110H139ZM150 111H151V110H150ZM204 111H205V110H204ZM206 111H208V110H206ZM206 111H205V112H206ZM219 111H220V110H219ZM235 111H233V113H234ZM240 111H241V110H240ZM246 111H247V113H248V109H246ZM246 111H245V112H246ZM257 111H258V110H257ZM257 111H256V112H257ZM64 112H65V111H64ZM67 112H66V113H67ZM73 112H74V111H73ZM75 112H76V111H75ZM77 112H76V114H77ZM92 112H91V113H92ZM95 112H96V109H95ZM106 112H107V111L105 110L104 114H105ZM113 112H114V111H113ZM129 112H130V111H129ZM133 112H135V111H133ZM133 112H132V113H133ZM140 112H141V111H140ZM142 112H143V111H142ZM156 112H157V110H156ZM182 112H183V111H182ZM199 112H200V111H199ZM199 112H198V113H199ZM211 112H212V111H211ZM216 112H217V111H216ZM222 112H224V111H222ZM230 112H231V111H230ZM245 112H241V113H245ZM30 113H31V111H30V109H29L28 114H30ZM40 113H41V112H40ZM40 113H38V114H40ZM43 113H45V112L43 111L40 115L43 116ZM66 113H64V114H66ZM68 113H69V112H68ZM71 113H72V112H71ZM108 113H109V112H108ZM110 113H112V112H110ZM115 113H116V111H115ZM126 113H128V112H125V116L127 117L129 114L127 115ZM132 113H131V114H132ZM154 113H155V112H154ZM202 113H203V112H202ZM202 113L200 112L199 115H201ZM207 113H208V112H207ZM233 113H232V114H233ZM259 113H260V112H259ZM31 114H32V113H31ZM33 114H34V113H33ZM33 114H32V115H33ZM102 114H103V112H102ZM133 114H134V113H133ZM145 114H147L146 111H145ZM148 114H149V113H148ZM213 114H214V113H212V115H213ZM221 114H223V113H221ZM225 114H227V113H225ZM234 114H235V113H234ZM249 114H250V113H249ZM262 114H264V112H263ZM2 115H3V116H2ZM35 115H36V114H35ZM40 115H39V116H40ZM85 115H86V114H85ZM92 115H93V114H92ZM92 115H91V116H92ZM110 115H113V114H110ZM136 115H137V114H136ZM152 115H153V113H152ZM185 115H186V114H185ZM204 115H205V114H204ZM236 115H237V114H236ZM243 115H244V114H243ZM245 115H246V114H245ZM36 116H37V115H36ZM67 116H68V114H67ZM72 116L74 117V114H73ZM76 116H77V115H76ZM76 116H75V117H76ZM96 116H97V115H96ZM105 116H106V115H105ZM134 116H135V115H134ZM134 116H133V117H134ZM137 116H138V115H137ZM202 116H203V114H202ZM207 116H208V115H207ZM224 116H225V115H224ZM250 116H251V115H250ZM79 117H80V116H78V118H79ZM81 117H82V114H81ZM85 117H86V116H84L83 119H85ZM93 117H94V116H93ZM99 117H100V115H99ZM118 117H119V116H118ZM118 117H117V118H118ZM129 117H130V116H129ZM139 117L141 118L142 116L140 115ZM148 117H149V116H148ZM222 117H223V116H222ZM234 117H236V116H234ZM247 117H248V115H247ZM20 118H21L22 121L20 120ZM27 118H26V119H27ZM42 118H43V117H42ZM44 118H45V117H44ZM47 118H49V117H47ZM89 118H90V117H88V118H86V119H89ZM95 118L97 119V117H95ZM117 118H116V119H117ZM131 118H132V115H131ZM131 118H130V119H131ZM146 118H147V117H146ZM204 118H205V117H204ZM209 118H210V116H209ZM217 118H218V117H217ZM224 118H226V116H225ZM231 118H232V117H231ZM24 119H25V118H24ZM26 119H25V122L28 121V120L26 121ZM70 119H72V118H70ZM98 119H99V118H98ZM119 119H120V118H119ZM142 119H144V115H143V118H142ZM173 119H174V118H173ZM191 119H192V118H191ZM191 119H190V120H191ZM205 119H206V118H205ZM213 119H214V118H213ZM213 119H210V120L216 122V118H215V120H213ZM219 119H220V118H219ZM241 119H242V118H241ZM254 119L256 120V118H254ZM254 119H253V120H254ZM257 119H259V118L257 117ZM2 120H1V121H2ZM30 120H31V119H29V121H30ZM42 120H43V119H42ZM64 120H66V119H64ZM68 120H69V119H68ZM72 120H73V119H72ZM75 120H76V119H75ZM92 120H93V118H92ZM94 120H95V119H94ZM101 120H102V119H101ZM133 120H136V119L134 118ZM133 120H132V121H133ZM137 120L142 121V120L139 119V118H138ZM146 120H147V119H146ZM171 120H172V119H171ZM217 120H218V119H217ZM221 120H222V122H223V119H221ZM230 120H233V118L230 119ZM260 120H261V117H260ZM62 121H63V120H62ZM114 121H115V120H114ZM116 121H117V120H116ZM116 121H115V122H116ZM126 121H127V120H126ZM144 121H145V120H144ZM202 121H203V120H202ZM208 121H209V120H208ZM224 121H225V119H224ZM226 121H228V120H226ZM256 121H259V120H256ZM262 121H263V119H262ZM262 121H259V122H257V123H258V126L260 127V130L262 129V131H264V130H263L264 127L261 126V123H263ZM31 122H33V120H32ZM38 122H39V120H38ZM44 122H45V121H44ZM70 122H71V120H70ZM76 122H77V120H76ZM78 122H80V119L78 120ZM83 122H84V120H83ZM127 122H128V121H127ZM137 122H138V121H137ZM146 122H147V121H146ZM171 122H172V121H171ZM174 122H175V121H174ZM190 122H191V121H190ZM218 122L220 123V121H217V122H216L217 125H218ZM241 122H242V120H241ZM254 122H255V121H254ZM260 122H261V123H260ZM27 123L29 124V122H27ZM68 123H69V122H68ZM86 123H87V122H86ZM94 123H95V122H94ZM94 123H93V124H94ZM117 123H119V122H117ZM140 123H141V122H140ZM152 123H153V122H152ZM172 123H173V122H172ZM203 123H204V121H203ZM257 123H255V124H257ZM259 123H260V125H259ZM0 124H1V123H0ZM28 124H24V125L26 126V125H28ZM44 124H45V123H44ZM61 124H62V123H61ZM61 124H60V125H61ZM63 124H64V123H63ZM66 124H67V122H66ZM66 124H65V125H66ZM70 124H71V123H70ZM78 124H79V123H78ZM78 124H76V125H78ZM83 124H84V123H83ZM83 124H82V125H83ZM90 124H91V123H90ZM90 124H88V125L90 126ZM110 124H111V123H110ZM142 124H143V123H142ZM142 124H141V125H142ZM144 124H146V123H144ZM194 124H195V121H194ZM204 124L206 125V122H205ZM204 124H202V125H204ZM21 125H22V124H21ZM29 125H30V124H29ZM29 125H28V128L31 127V126L29 127ZM31 125H32V124H31ZM45 125H46V124H45ZM47 125H48V124H47ZM47 125H46L45 127H47ZM67 125H68V124H67ZM88 125H86V126H88ZM132 125L134 126V124H132ZM195 125H196V124H195ZM0 126L2 127V125H0ZM48 126H49V125H48ZM58 126H59V124H58ZM58 126H57V127H58ZM61 126L63 127V125H61ZM70 126H71V125H70ZM91 126H92V125H91ZM114 126H115V125H114ZM144 126H145V125H144ZM167 126H168V125H167ZM172 126H173V125H172ZM192 126H193V125H192ZM263 126H264V125H263ZM6 127L4 128V130L6 129ZM26 127H27V126H26ZM32 127H35V126H32ZM39 127H40V126H39ZM55 127H56V126H55ZM59 127H60V126H59ZM62 127H61L58 131H61ZM64 127H65V126H64ZM200 127L203 129L202 126H200ZM245 127H246V126H245ZM245 127H244V128H245ZM65 128H66V127H65ZM71 128H73V125L71 126ZM82 128H83V127H82ZM84 128H85V126H84ZM87 128H88V127H87ZM131 128H132V127H131ZM170 128H171V127H170ZM172 128H173V127H172ZM174 128H175V127H174ZM190 128H191V126H190ZM192 128H193V127H192ZM196 128H197V127H196ZM198 128H199V127H198ZM201 128H200V129H201ZM2 129H3V128H2ZM32 129H33V128H32ZM32 129H31V130H32ZM38 129H39V128H38ZM52 129H53V128H52ZM55 129H56V128H55ZM55 129H54V130H55ZM63 129H64V128H63ZM67 129H69V127L66 128L65 130H67ZM114 129H116V127H115ZM125 129H126V128L122 127V130H125ZM132 129L134 130V127H133ZM167 129H168V128H167ZM194 129H195V128H194ZM222 129H224V128H222ZM21 130H22V126H21ZM29 130H30V129H29ZM29 130H28V131H29ZM47 130H49V129H47ZM56 130H57V129H56ZM56 130H55V131H56ZM65 130H64V131H65ZM82 130H83V129H82ZM164 130H165V129H163V131H164ZM203 130H204V129H203ZM242 130H243V131H242V135H245V133H243V132H245V131H244L245 129H242ZM246 130H247V127H246ZM250 130H251V127H249L247 131H249V133H250ZM258 130H259V128H258ZM260 130H259V131H260ZM23 131H24V130H23ZM28 131H27V132H28ZM33 131H34V130H33ZM36 131H37V130H36ZM45 131H46V130H45ZM45 131H44V132H45ZM58 131H57V132H58ZM130 131H131V129H130ZM130 131H129V134L132 135V133H130ZM173 131H174V130H173ZM221 131H222V130H221ZM224 131H226V128L224 129ZM256 131H257V130H256ZM262 131H260V132H262ZM5 132H7V130H5ZM39 132H40V131H39ZM41 132L43 133V130H41ZM41 132H40V133H41ZM46 132H47V131H46ZM89 132H90V131H89ZM133 132H134V131H133ZM138 132H139V130H138ZM154 132H156V131H154ZM164 132H165V131H164ZM168 132H169V131H168ZM196 132H197V129H196ZM260 132H259V135H260ZM21 133H22V132H21ZM30 133H32V132L30 131ZM47 133H48V132H47ZM55 133H56V132H55ZM58 133H59V132H58ZM66 133H67V132H66ZM84 133H85V132H84ZM136 133H137V131H136ZM143 133H144V132L141 131L140 134H143ZM149 133H150V132H149ZM149 133H148V134H149ZM151 133H153V132H151ZM239 133H241V130L239 131ZM247 133H248V132H247ZM247 133H246V134H247ZM19 134H20V133H19ZM26 134H27V133L25 132L24 137H25ZM32 134H33V133H32ZM34 134H35V133H34ZM37 134H38V133H37ZM43 134H46V133H43ZM48 134H49V133H48ZM48 134H46V135L48 136ZM61 134H62V133H61ZM61 134H60V135H61ZM125 134H126V133H125ZM127 134H128V133H127ZM137 134H138V133H137ZM161 134H162V133H161ZM263 134H264V132H263ZM263 134H261L260 137L263 136ZM8 135H10V134H9V131H8ZM27 135H28V134H27ZM56 135H57V133H56ZM58 135H59V134H58ZM64 135L66 136V135H68V134H65V133H64ZM64 135H63V136L61 135L60 138L63 137V138H64V142H65V140H66L65 138L69 137V135H68L67 137H65ZM74 135H75V136L72 135L73 138H75V139H73V140L76 141V140H77V137H76V136H77V133L74 134ZM144 135H145V133H144ZM144 135H143V136H144ZM155 135H156V134H155ZM164 135H165V134H164ZM164 135H163V136H164ZM195 135H197V133H196ZM200 135H202V134H200ZM42 136H43V135H42ZM47 136H44V137H47ZM78 136H79V134H78ZM138 136H139V135H138ZM138 136H137V137H138ZM159 136H160V135H159ZM10 137H11V135H10ZM17 137H18V135H17ZM21 137H23V136H21ZM21 137H20V138H21ZM129 137H130V136H129ZM131 137H132V136H131ZM139 137H141V139H142V136H139ZM145 137H147V136H145ZM145 137H144V138H145ZM155 137H156V136H155ZM166 137H167V136H166ZM195 137H196V136H195ZM195 137H194V138H195ZM260 137H259V138H260ZM25 138H26V137H25ZM25 138H23V140H25ZM56 138H57V137H56ZM69 138L71 139V135H70ZM69 138H67V139H69ZM122 138H125V135H124ZM134 138H136V137H134ZM153 138H154V137H153ZM157 138L159 139V137H157ZM162 138H163V137L161 136V138H160L161 140H163V141H167V140H164V139H162ZM167 138H168V137H167ZM190 138H191V137H190ZM190 138H189V139H190ZM194 138H193V139H194ZM259 138H258L259 141L262 140V139L264 140V137H263L262 139H259ZM26 139H27V138H26ZM30 139H31V138H30ZM50 139H51V138H50ZM58 139H59V138H58ZM58 139H57L56 142L59 141ZM70 139H69V140H70ZM109 139H110V138H109ZM139 139H140V138H139ZM160 139H159V140H160ZM165 139H166V138H165ZM173 139H174V138H173ZM189 139H187V140H189ZM191 139H192V138H191ZM191 139H190V140H191ZM193 139H192V140H193ZM51 140H52V139H51ZM54 140H55V139H54ZM135 140L137 141V139H135ZM144 140H145V139H144ZM155 140H156V139H155ZM263 140H262V141H263ZM7 141H8V140H7ZM19 141H20V140H19ZM21 141H22V140H21ZM30 141H31V143H32V139H31ZM30 141H28V142H30ZM70 141H71V140H70ZM78 141H79V140H78ZM81 141H82V140H81ZM81 141L78 142L77 145H79V143H81V145H82V144H83V141H82V142H81ZM136 141H135V142H136ZM163 141H162V142H163ZM172 141H173V140H172ZM200 141H201V140H200ZM259 141H258V142H259ZM262 141H260V142H261V143H264V141H263V142H262ZM9 142H10V140H9ZM9 142H8V143H9ZM15 142H16V141H15ZM25 142H27V141H25ZM35 142H36V140H35ZM46 142H47V141H46ZM62 142H63V141H62ZM64 142H63V143H64ZM67 142H68V141H66V143H64V144H65V147L63 146L65 149H64V150L61 149V150L65 151L67 145H69V146H67V150H66V151L69 150L68 147H70V144H67ZM86 142H87V140H86ZM94 142H95V141H94ZM135 142H134V143H135ZM154 142L156 143V141H154ZM160 142H161V141H159L158 144H159ZM197 142H198V141H197ZM258 142H256L257 145H258V146L261 145L260 143L258 144ZM5 143H6V142H5ZM22 143H23V142H22ZM31 143H30L29 145L32 146V145L34 144V142H33V144H31ZM58 143H59V142H58ZM63 143H62V144H63ZM72 143H73V142H72ZM84 143H85V142H84ZM88 143H91V141L89 142V140H88ZM100 143H101V142H100ZM136 143H137V142H136ZM138 143H139V142H138ZM148 143H149V142H148ZM173 143H174V142H173ZM198 143H199V142H198ZM10 144H11V142H10ZM16 144H18V142H16ZM23 144H24V149H27L28 144H27V143H23ZM26 144H27V145H26ZM36 144H37V142L34 144L35 147H37V145H38V144H37V145H36ZM44 144H45V143H44ZM66 144H67V145H66ZM74 144H75V142H74ZM142 144H145V143H142ZM142 144H141V145H142ZM150 144H151V143H150ZM162 144H164V143H162ZM167 144L169 145L170 142L167 143ZM171 144H172V143H171ZM177 144H178V146H179V143H177ZM25 145H26L27 147H26ZM34 145H33V147H34ZM71 145H73V144H71ZM81 145H80V146H81ZM83 145H84V144H83ZM83 145H82V146H83ZM85 145L88 146L89 144H85ZM134 145H135V144H133V146H134ZM138 145H139V144H138ZM141 145H140V146H141ZM250 145H251V142H250ZM250 145H249V146H250ZM257 145H256V146H257ZM262 145H263V144H262ZM18 146H19V145H18ZM87 146H86V147H87ZM90 146H91V145H90ZM90 146H88V147H90ZM131 146H132V144H131ZM153 146H154V144H153ZM165 146H166V145H165ZM165 146H164V148H167V146H166V147H165ZM174 146H175V145H174ZM174 146H172V147H174ZM178 146H176V147H178ZM247 146H248V145L244 146V148L247 147ZM249 146H248V148H249ZM252 146H255V145L252 143ZM258 146L255 147V150H256V151L253 150L254 148H253V149L251 148V149H252L251 151H250V149L247 150V148H245L246 150H245L244 148H243V149L245 150V152H246V151H250V152H248V153H251V154H252V152H254V151L257 153V151H258V150H257V149H258ZM8 147H9V146H8ZM25 147H26V148H25ZM38 147H39V149L41 148L40 146H38ZM43 147H44V146H42V150H43ZM63 147H62V148H63ZM74 147H75V146L73 145L70 149H74ZM76 147L78 148L79 146H76ZM84 147H85V146H84ZM84 147H82V148H84ZM86 147H85V148H86ZM88 147H87V149H88ZM96 147H97V146H96ZM144 147H145V146H144ZM162 147H163V145H162ZM190 147H191V146H190ZM250 147H251V146H250ZM259 147H260V148H259V151H261L262 154H264V152H263L264 150H260V149L262 148V146H259ZM28 148H29V147H28ZM79 148H80V147H79ZM135 148H136V151H139V150L142 151V149H139L140 147L137 148V146H136ZM141 148H142V146H141ZM150 148H152V147H150ZM150 148H149V150H150ZM164 148H161V149H164ZM198 148H199V147H198ZM203 148H204V147H203ZM263 148H264V147H263ZM9 149L11 150V148H9ZM24 149H22V150L25 152L26 150H24ZM31 149H32V148H29V150H28L30 156L28 155V157H26V158H28V160H26L25 162H28V163H29V157H31L32 154H33V156H34V157H33V156L31 157V158H34V159H32V161H33V160H37V159L40 160L37 156H35V155H36V150L34 149V150H35V151H34L35 154H34L33 150H31ZM80 149H81V148H80ZM80 149H79V151H80ZM87 149H86V150H87ZM154 149H155V148H154ZM161 149H160V150H161ZM172 149H173V148H172ZM186 149H189V148H186ZM191 149H192V147H191ZM191 149H190V150H191ZM18 150H19V149H18ZM81 150H82V149H81ZM83 150H84V149H83ZM83 150H82V151H83ZM86 150H85V151H86ZM131 150H132V149H131ZM156 150H157V149H156ZM174 150H175V148H174ZM184 150H185V148H184ZM205 150H206V149H205ZM244 150H243V153H244ZM12 151H13V150H12ZM12 151H11V152H12ZM28 151H27V154H28ZM69 151L71 152V150H69ZM79 151H76V152L74 151V152L77 154L76 157L78 156ZM85 151H83V152H85ZM147 151H148V149H147ZM178 151H179V150H178V148H177L176 152H178ZM182 151H183V150H182ZM182 151H180V152H182ZM187 151H188V150H187ZM191 151H192V150H191ZM194 151H195V150H193V152H194ZM226 151H227V150H226ZM232 151H233V150H232ZM37 152H38V151H37ZM70 152H67L68 155H69ZM74 152H71V154H72V153L74 154ZM77 152H78V153H77ZM139 152H140V151H139ZM180 152H179L178 156H179L180 154H182V153H180ZM202 152H203V151H202ZM255 152H254V153H255ZM13 153H14V152H13ZM18 153H19V152H18ZM18 153H17V155H19ZM20 153H21V152H20ZM30 153H32V154H30ZM67 153H66V154H67ZM80 153H81V152H80ZM128 153H129V152H128ZM130 153H131V152H130ZM149 153H150V152H149ZM159 153H160V152H159ZM169 153H170V152H169ZM183 153H184V152H183ZM190 153H191V152H190ZM225 153H226V152H225ZM235 153H236V152H235ZM238 153L240 154V152H238ZM241 153H242V152H241ZM248 153H247L246 156L249 155V158H250L251 155L248 154ZM256 153H255V155H256ZM37 154H38V153H37ZM64 154H65V153H64ZM73 154H72V155H73ZM115 154H116V153H115ZM133 154H134V153H133ZM144 154H145V153H144ZM144 154H143V155H144ZM163 154H164V153H163ZM173 154H174V153H173ZM176 154H177V153H176ZM188 154H189V152H188ZM236 154H237V153H236ZM236 154H235V155H236ZM259 154H260V152H259ZM259 154H258V155H259ZM262 154H260V155H262ZM17 155H16V156H17ZM23 155L25 156L26 154H22V155H19V156L22 157ZM38 155H39V154H38ZM72 155H71V156H72ZM87 155H88V154H87ZM87 155H86V156H87ZM147 155H148V154H147ZM147 155H145V156H147ZM168 155H169V154H168ZM192 155H193V153H192ZM241 155H243V154H241ZM244 155H245V154H244ZM11 156H12V155H11ZM14 156H15V154H14ZM14 156L11 157V159H12V158L14 159ZM19 156H17V158H18ZM26 156H27V155H26ZM49 156H50V155H49ZM63 156H64V155H63ZM73 156H75V154H74ZM80 156H81V155H80ZM164 156H165V155H164ZM176 156H177V155H176ZM182 156H183V155H182ZM190 156H191V155H188L189 158H190ZM202 156H203V155H202ZM202 156H201V158H202ZM221 156H222V154H221ZM223 156H225V155H223ZM227 156H228V155H227ZM233 156H234V155H233ZM237 156H238V154H237ZM246 156H245V157H246ZM253 156H254V155H252V157H251V159H250L251 161L253 160V159H252ZM263 156H264V155H263ZM263 156H262V157H263ZM21 157L19 158L20 160H22ZM35 157H37V158H35ZM66 157H68V156L66 155ZM78 157H79V156H78ZM84 157H85V156H84ZM84 157H83V155H82V158H84ZM143 157H144V156H143ZM172 157H173V156H172ZM183 157H184V158H181L182 160L185 159V158L187 157V155L185 156V154H184ZM199 157H200V155H199ZM243 157H244V156H243ZM243 157H242V158H243ZM245 157H244V158H245ZM15 158H16V157H15ZM24 158H25V157H24ZM26 158H25V159H26ZM71 158H72V157H71ZM80 158H81V157H80ZM170 158H171V157H170ZM175 158H176V159H177V158L179 159V157H175ZM189 158H187V160H188ZM203 158H204V157H203ZM221 158H223V157H221ZM224 158H225V157H224ZM236 158H237V157H236ZM238 158H239V157H238ZM254 158H255L254 161H256V160H257L256 157H254ZM13 159H12V162H13ZM25 159H24V160H25ZM41 159H42V158H41ZM103 159H104V158H103ZM144 159H145V157H144ZM198 159H199V158H198ZM225 159H226V158H225ZM14 160H16V159H14ZM17 160H18V159H17ZM17 160H16V161H17ZM30 160H31V159H30ZM38 160H37V161H38ZM44 160H45V159H44ZM44 160L42 159V163H44V162H43ZM182 160H181V162H182ZM196 160H197V159H196ZM220 160H222V159H220ZM237 160H238V159H237ZM237 160H236V161H237ZM239 160L241 161V164H242V160H241V159H239ZM244 160H245V159H244ZM263 160H264V159H263ZM263 160H262V161H263ZM22 161H23V160H22ZM32 161H31L30 163H32ZM37 161H36V162H37ZM183 161H184V160H183ZM185 161H186V160H185ZM185 161H184V163H185ZM197 161H198V160H197ZM224 161H225V160H224ZM240 161H239V163H240ZM25 162H24V163H25ZM36 162H35V163H36ZM48 162H49V161H48ZM69 162H70V161H69ZM71 162H72V161H71ZM175 162H177V161H175ZM198 162H201V161H198ZM198 162H197V163H198ZM221 162H223V161H221ZM249 162H250V161H249ZM252 162H253V161H252ZM35 163H34V164H35ZM38 163H41V162L39 161ZM73 163H74V162H73ZM75 163H76V164H74L73 166H77V167L79 168V165H81V164L78 163L79 165H77V162H75ZM179 163H180V162H179ZM184 163H183V165H184ZM186 163H187V161H186ZM225 163H226V161L224 162V164H225ZM227 163H228V162H227ZM227 163H226V164H227ZM230 163H231V162H230ZM230 163H229V164H230ZM233 163H235V162H233ZM246 163H248V162H246ZM253 163H254V162H253ZM36 164H37V163H36ZM175 164H176V163H175ZM181 164H182V163H181ZM181 164H180V165H181ZM257 164H258V163H257ZM26 165H27V163H26ZM28 165H29V164H28ZM38 165H39V164H37V166H38ZM42 165H43V164H42ZM46 165H47V163H46L44 166H46ZM180 165H177V166H179V168H180V169H178V170H181V171H182V169H185V168H182V169H181V166H180ZM197 165H198V164H196V167H197ZM201 165H202V164H201ZM222 165H223V164H222ZM244 165H245V164H244ZM248 165H249V164H248ZM248 165H245V166H248ZM255 165H256V163H255ZM33 166H34L35 168L37 167V166H35V165H33ZM48 166H49V165H48ZM175 166H176V165H175ZM185 166H186V165H184V167H185ZM199 166H200V165H199ZM231 166H232V165H231ZM231 166H230V167H231ZM245 166H243V169H244ZM263 166H264V162H263V164H262V162H261V167H263ZM26 167H27V166H26ZM28 167H30V166H28ZM39 167H42L41 164H40ZM77 167H76V168H77ZM188 167H189V165H188ZM225 167H226V165H225ZM225 167H224V169H225ZM227 167H228V166H227ZM227 167H226V168H227ZM230 167H228V168H230ZM238 167H241V165L238 166ZM248 167H249V166H248ZM254 167H255V166H254ZM254 167H252V168H254ZM78 168H77V169H78ZM174 168H175V167H174ZM186 168H187V167H186ZM201 168H202V167H201ZM207 168H208V167H207ZM219 168H220V167H219ZM221 168H223V167H221ZM2 169H3V168H2ZM28 169H29V168H28ZM28 169H27V170H28ZM41 169H42V168H41ZM43 169H45V168H43ZM198 169H199V168H198ZM204 169H205V168H204ZM204 169H203V171H204ZM231 169H232V167H231ZM238 169H239V168H238ZM238 169H237V170H238ZM240 169H241V168H240ZM245 169H246V168H245ZM247 169H248V168H247ZM80 170H81V166H80ZM172 170H173V169H172ZM186 170H187V169H186ZM188 170H189V169H188ZM188 170L186 171V173L189 172ZM192 170H193V169H192ZM192 170H191V171H192ZM227 170H229V169H227ZM250 170H251L250 168H249V170H247L248 175H247L246 178H248L249 174L251 173L252 170H251V171H250ZM20 171H21V170H20ZM24 171H25V170H24ZM33 171H34V169L32 170V174H35V173H33ZM36 171H37V169H36ZM181 171H179V172L181 173ZM183 171H185V170H183ZM208 171H209V168L207 169V172H208ZM210 171H211V170H210ZM220 171H221V170H220ZM230 171H231V170H229V172H230ZM240 171L245 172L244 170H240ZM249 171H250V173H249ZM253 171H254V170H253ZM253 171H252V172H253ZM30 172H31V171H30ZM30 172H29V173H30ZM194 172H196V170H195ZM198 172H199V171H198ZM200 172H202V171H200ZM207 172H206V173H207ZM212 172H213V171H212ZM212 172H210V174H211ZM238 172H239V171H238ZM11 173H12V172H11ZM23 173H24V172H23ZM25 173L27 174V172H25ZM68 173H69V172H68ZM184 173H185V172H184ZM184 173H181V174H184ZM189 173H190V172H189ZM206 173H205V175L208 174V173H207V174H206ZM213 173H214V172H213ZM233 173H234V172H233ZM247 173L245 172V174H247ZM254 173H256V172L254 171ZM16 174H17V173H16ZM30 174H31V173H30ZM32 174H31V176H32ZM172 174H174V172H173ZM177 174H179V173H177ZM181 174H180V175H181ZM195 174H196V173H195ZM195 174H194V175H195ZM199 174H200V173H199ZM215 174H216V173H215ZM221 174H222V173H220V176L222 177ZM243 174H244V173H243ZM18 175L20 176V173H18ZM24 175H25V174H24ZM24 175H22V176H24ZM185 175L187 176L188 173L185 174ZM205 175H204V176H205ZM213 175H214V174H213ZM217 175H218V174H217ZM217 175H214V176H217ZM16 176H17V175H16ZM28 176H29V175H28ZM36 176H37V175H36ZM183 176H184V175H183ZM200 176H201V175H200ZM207 176L209 177V175H207ZM207 176H205V178H206ZM211 176H212V175H210V177H211ZM223 176H224V174H223ZM231 176H232V173H231ZM250 176H251V175H250ZM255 176H257V175L255 174ZM255 176H254V178H253V175H252L250 178H252V180H253V179L255 180ZM26 177H27V176H26ZM79 177H81V176H79ZM168 177H169V176H168ZM178 177H179V176H178ZM191 177H192V176H191ZM195 177H196V175H195ZM201 177H202V176H201ZM217 177H219V175H218ZM224 177H225V176H224ZM227 177H228V176L226 175V179H227ZM259 177H260V176H259ZM93 178H94V177H93ZM163 178H164V177H163ZM175 178H176V176H175ZM202 178H204V177H202ZM202 178H200V179H202ZM212 178H213V177H212ZM222 178H223V177H222ZM238 178H239V177H238ZM244 178H245V177H244ZM246 178H245V179H246ZM250 178H249V179H250ZM260 178H262V176H261ZM23 179H25V176H24ZM26 179H28V178H26ZM30 179H31V178H30ZM173 179H174V178H173ZM176 179H177V178H176ZM176 179H174V180H176ZM179 179H180V177H179ZM190 179H191V178H190ZM190 179H189V180H190ZM192 179H193V177H192ZM198 179H199V178H198ZM210 179H211V178H210ZM218 179H219V178H218ZM229 179L231 180L230 177H229ZM234 179H235V178H234ZM187 180H188V179H187ZM189 180H188V181H189ZM195 180H197V178H194V179H193L194 182H195ZM208 180H209V179H207V181H208ZM213 180H214V179L209 180V184H213V183L210 182V181H213ZM220 180H221V179H220ZM230 180H229V181H230ZM238 180H239V179H238ZM252 180L250 179V181H252ZM256 180H257V179H256ZM261 180H262V179H261ZM179 181H180V180H179ZM198 181H199V180H198ZM207 181H206V182H207ZM214 181H215V180H214ZM214 181H213V182H214ZM217 181H218V180H217ZM258 181H259V180H258ZM263 181H264V180H263ZM263 181H262L261 184H264ZM194 182H193V183H194ZM201 182H202V181H201ZM201 182H200V185H201ZM222 182H223V181H222ZM226 182H228V179H227ZM230 182H231V181H230ZM234 182H235V181H233L232 183H234ZM241 182H242V181H241ZM256 182H257V181H256ZM259 182H260V181H259ZM87 183H88V182H87ZM185 183H186V182H185ZM190 183H191V182H190ZM196 183H197V182H196ZM203 183H204V182H203ZM207 183H208V182H207ZM216 183H217V182H216ZM219 183H220V181H219ZM219 183H218V184H219ZM228 183H229V182H228ZM218 184H217V186H219ZM220 184H221V183H220ZM234 184H235V183H234ZM237 184H238V183H237ZM250 184H251V186H252V183H250ZM253 184H254V182H253ZM109 185H110V184H109ZM174 185H175V184H174ZM193 185H195V183H194ZM222 185L225 186L224 183H222ZM226 185H227V183H226ZM242 185H244V184H242ZM248 185H249V184H248ZM104 186H105V185H104ZM106 186H107V185H106ZM196 186H197V184H196ZM201 186H203V185H201ZM205 186H208V185L205 184ZM214 186H216V185H214ZM227 186H228V185H227ZM227 186H226V187H227ZM229 186H230V185H229ZM233 186H235V185H233ZM246 186H247V185H245V187H246ZM253 186H254V185H253ZM90 187H91V186H90ZM90 187H89V188H90ZM97 187H98V186H97ZM172 187H173V186H172ZM174 187H175V186H174ZM208 187H210V186H208ZM237 187H238V186H237ZM263 187H264V185H263ZM263 187L260 185V186H259L260 190H263ZM184 188H186V187H184ZM198 188L200 189V187H198ZM198 188H197V189H198ZM205 188H206V187H205ZM217 188H218V187H217ZM220 188H221V187H220ZM238 188H240V187H238ZM243 188H244V187H243ZM249 188H250V187H249ZM259 188H258V189H259ZM14 189H15V188H14ZM173 189H175V188H173ZM186 189H187V188H186ZM189 189H190V187H189ZM203 189H204V188H203ZM208 189H209V188H208ZM213 189H214V188H213ZM221 189H222V188H221ZM223 189H224V188H223ZM177 190H178V189H177ZM190 190H191V189H190ZM209 190L211 191L212 189H209ZM248 190H249V189H248ZM260 190H259V191H260ZM188 191H189V190H188ZM199 191L202 192V190H199ZM90 192H91V191H90ZM177 192L179 193V191H177ZM212 192H213V191H212ZM217 192H218V190H217ZM182 193H183V192H182ZM192 193H193V191H192ZM192 193H191V194H192ZM206 193H207V191H206ZM208 193H209V192H208ZM210 193H211V192H210ZM218 193H219V192H218ZM223 193H224V192H223ZM254 193H255V192H253V194H254ZM191 194H190V193H187V192L185 193V190H184V193L180 196V198L182 199V201H190V199H191ZM194 194H195V193H194ZM215 194H216V191H215ZM220 194H222V193H220ZM220 194H219V196H220ZM248 194H249V192H248ZM261 194H262V193H261ZM55 195H56V194H55ZM176 195H177V194H176ZM176 195H174V196H176ZM192 195H193V194H192ZM196 195H197V194H196ZM207 195H208V194H207ZM216 195H218V194H216ZM246 195H247V194H246ZM174 196H173L172 199H174ZM204 196H205V194H204ZM214 196H215V195H214ZM221 196H222V198H223L224 195H221ZM225 196H226V195H225ZM229 196H230V195H228V197H229ZM231 196H232V195H231ZM231 196H230V197H231ZM248 196H249V195H248ZM248 196H247V197H248ZM254 196H255V195H254ZM259 196H260V195H259ZM177 197H178V195H177ZM195 197H198V196H195ZM201 197H202V195H201ZM211 197H212V196H211ZM228 197L226 196V198H228ZM262 197H263V196H262ZM192 198L194 199V197H192ZM199 198H200V196H199ZM199 198H197V199H199ZM202 198L204 199L205 197H202ZM212 198H213V197H212ZM215 198H216V197H215ZM232 198H233V197H232ZM250 198H251V196H249V199H250ZM23 199H24V198H23ZM181 199H180V201H181ZM203 199H202V202H203L206 198H205L204 200H203ZM210 199H211V198H210ZM229 199H230V198H229ZM174 200H175V202H176V199H174ZM174 200H173V201H174ZM178 200H179V199H178ZM178 200H177V202H178ZM206 200L209 201V200H208V197H207ZM206 200H205V201H206ZM213 200H215V199H213ZM232 200H234V199H232ZM251 200H253V199H251ZM254 200H256V198H255ZM258 200H259V199H258ZM180 201H179V202H180ZM196 201H197V203H198V200H196ZM199 201H201V200H199ZM217 201L219 202V200H216V202H217ZM171 202H172V201H171ZM209 202H210V201H209ZM209 202H208V204H209ZM238 202H239V201H238ZM247 202H249V200H247ZM253 202H254V201H253ZM184 203H185V202H183V203L181 202V203H179V205H178V204H177V205L180 206V204H184ZM191 203H192V202H191ZM191 203H189V204L191 205ZM211 203H212V202H211ZM221 203H222V201H221ZM229 203H230V202H229ZM229 203H228V204H229ZM231 203H232V202H231ZM236 203H237V202H236ZM171 204H174V205H175L174 202H172ZM198 204L200 205V202H199ZM202 204H203V203H202ZM204 204H205V202H204ZM214 204H215V203H214ZM226 204H227V201H226ZM234 204H235V203H234ZM250 204H251V203H249V205H250ZM253 204H254V203H253ZM253 204H252V205H253ZM255 204H256V203H255ZM174 205H173V206H174ZM177 205H176V207H177ZM186 205H187V204H186ZM192 205H193V204H192ZM212 205H213V204H212ZM219 205H220V203L217 204L218 207H219ZM230 205H231V204H230ZM252 205H250V206L252 207ZM262 205H263V204H262ZM184 206H185V205H183V207H184ZM204 206H205V205H204ZM204 206H203V207H204ZM223 206H224V205H222V207H223ZM239 206H240V205H239ZM242 206L245 207V205H242ZM246 206H247V203H246ZM255 206H256V205H255ZM255 206H254V207H255ZM16 207H17V206H16ZM181 207H182V205H181ZM185 207H186V206H185ZM194 207L196 208V205H195ZM206 207L208 208V205H206V206L204 207V209H205ZM210 207H211V206H210ZM226 207H227V206H226ZM229 207H230V206H229ZM258 207H259V206H258ZM192 208H193V207H191L190 209L192 210ZM199 208H200V206H199ZM213 208H215V207H213ZM223 208H224V207H223ZM227 208H228V207H227ZM234 208H235V207H234ZM252 208H253V207H252ZM187 209L189 210V208L187 207L186 210H184V212H186V211L188 212ZM210 209H211V208H210ZM217 209H218V208H217ZM219 209H220V207H219ZM224 209H226V208H224ZM253 209H254V208H253ZM253 209H252V211H253ZM257 209H258V208H257ZM178 210H179V209H178ZM202 210H203V209H202ZM208 210H209V209H208ZM213 210H214V209H211V211H213ZM221 210H222V209H221ZM228 210L230 211V208H229ZM237 210H238V208L236 209V211H237ZM261 210H262V209H261ZM181 211H182V210H181ZM181 211L179 210V212H181ZM192 211H193V210H192ZM211 211H210V212H211ZM215 211H216V209H215ZM218 211H219V210H218ZM233 211L236 213L235 209H234ZM239 211H241V210H238V212H239ZM249 211H250V208H249ZM182 212H183V211H182ZM190 212H191V211H190ZM195 212H196V211H195ZM198 212H199V211H198ZM220 212H221V211H220ZM188 213H189V212H188ZM193 213H194V211H193ZM196 213H197V212H196ZM214 213H215V212H214ZM218 213H219V212H218ZM222 213H223V212H222ZM228 213H229V212H228ZM242 213H243V212H242ZM255 213H256V212H255ZM258 213H259V210H258ZM202 214H203V213H202ZM207 214H208V213H207ZM211 214H212V213H211ZM211 214H210V215H211ZM220 214H221V213H220ZM230 214L232 215L231 212H230ZM240 214H241V213H240ZM260 214H261V213H260ZM260 214H259V215H260ZM10 215H11V214H10ZM204 215H205V214H204ZM217 215H218V214H217ZM231 215H230V216H231ZM199 216H200V215H199ZM215 216H216V215H215ZM235 216H236V215H234V219H233V221H236ZM240 216H241V215H239V218H240ZM253 216H254V215H253ZM17 217H18V216H17ZM200 217H201V216H200ZM200 217H199V218H200ZM217 217H218V216H216V219L214 218L215 220L213 219L214 222L216 223L215 226L219 225V224H217V223H220V221H221V220L219 219L220 217H218V219H219L220 221L217 222V221H216V220H217ZM244 217H245V216H244ZM249 217H250V216H249ZM256 217H257V215H256ZM202 218H203V216H202ZM222 218H223V217H222ZM231 218H232V217H231ZM254 218H255V217H254ZM260 218H262V214H261V217H260ZM260 218H259V219H260ZM2 219H3V218H2ZM209 219H210V218H209ZM223 219H227V218H223ZM207 220H208V218H207ZM227 220H228V219H227ZM230 220H232V219H230ZM230 220H229V221H230ZM242 220H243V219H242ZM247 220H248V219H247ZM203 221H204V220H203ZM237 221H238V220H237ZM237 221H236V223L234 222L235 225L237 224ZM239 221H240V220H239ZM244 221H245V220H244ZM251 221H253V220H251ZM256 221H257V220H256ZM191 222H192V221H191ZM227 222H228V221H227ZM227 222H226V223H227ZM240 222H241V221H240ZM260 222H261V221H260ZM198 223H199V222H198ZM221 223H223V222L221 221ZM226 223H224V224H226ZM241 223H242V222H241ZM253 223H254V221H253ZM200 224H201V223H200ZM248 224H250L249 221H248ZM254 224H255V223H254ZM261 224H263V223L261 222ZM186 225H187V224H186ZM194 225H195V223H194ZM226 225H227V224H226ZM228 225H229V224H228ZM231 225H232V224H231ZM231 225H230V226H231ZM235 225H233V226L236 227L237 225H236V226H235ZM244 225H245V224H243V226H244ZM30 226H31V225H30ZM187 226H188V225H187ZM206 226H207V224H206ZM220 226H221V225H220ZM222 226H223V224H222ZM245 226H246V225H245ZM251 226H252V225H251ZM256 226H257V225H256ZM262 226H263V225H262ZM190 227H191V226H190ZM192 227H195V228H196V225H195V226L192 225ZM197 227H198V226H197ZM208 227H209V226H208ZM223 227H225V226H223ZM223 227H222V228H223ZM248 227H249V226H248ZM19 228H20V227H19ZM201 228H202V227H201ZM203 228H205V227H203ZM216 228H220V227H216ZM244 228H245V227H244ZM250 228H251V227H250ZM32 229H33V228H32ZM187 229H188V227H187ZM191 229H192V228H191ZM209 229H210V228H209ZM211 229H212V228H211ZM220 229H221V228H220ZM253 229H255V228H253ZM253 229H252V230H253ZM189 230H190V229H189ZM189 230H188V231H189ZM194 230H195V229H193L192 232H194V234H195V231H194ZM197 230H198V229H197ZM222 230H223V229H222ZM228 230H229V229H228ZM234 230H235V229H234ZM238 230H239V229H238ZM248 230H249V229H248ZM15 231H16V230H15ZM202 231H203V230H202ZM204 231H205V230H204ZM249 231H250V230H249ZM257 231H258V230H257ZM260 231H261V230H260ZM196 232H197V231H196ZM258 232H259V231H258ZM261 232H262V231H261ZM263 232H264V231H263ZM200 233H201V232H200ZM205 233H206V232H205ZM214 233H215V232H214ZM231 233H232V232H231ZM235 233H236V231H235ZM255 233H256V232H255ZM4 234H5V233H4ZM18 234H19V233H18ZM192 234H193V233H191L190 235H192ZM198 234H199V233H198ZM208 234H210V233H208ZM244 234H245V233H244ZM263 234H264V233H263ZM196 235H197V234H196ZM202 235H203V234H202ZM206 235H207V234H206ZM192 236H193V235H192ZM194 236H195V235H194ZM194 236H193V238H194ZM208 236H209V235H208ZM244 236H245V235H244ZM204 237H205V236H204ZM204 237H202V238L204 239ZM252 237H253V236H252ZM196 238H197V237H195V239H196ZM200 238H201V237H200ZM202 238H201V240H202ZM209 238H210V237H209ZM245 238H246V237H245ZM259 238H260V237H259ZM259 238H256V239L258 240ZM195 239H194V241L196 242ZM197 240H198V238H197ZM205 240H206V238H205ZM205 240H202V241H205ZM242 240H243V239H242ZM192 241H193V239H192ZM207 241H208V240H207ZM207 241H205V243H206ZM243 241H244V240H243ZM245 241H246V240H245ZM245 241H244V245L246 244ZM198 242H200V241H198ZM198 242H196V244H197ZM247 242H248V241H247ZM250 242H251V237H250ZM255 242H256V241H255ZM193 243H194V242H193ZM248 243H249V242H248ZM248 243H247V244H248ZM251 243H252V242H251ZM251 243H250V244H251ZM198 244H200V243H198ZM198 244H197V249L199 250V248H198ZM203 244H204V242H203ZM237 244H238V243H237ZM258 244H259V243H258ZM204 245H205V244H204ZM204 245L201 246V247L204 248ZM235 245H236V244H235ZM261 245H262V244H261ZM261 245H260V247H261ZM233 246H234V245H233ZM242 246H243V245H242ZM245 246H246V245H245ZM248 246L250 247V245H248ZM230 247H231V246H230ZM239 247H240V245H239ZM246 247H247V246H246ZM249 247H248V248H249ZM234 248H235V247H234ZM241 248H244V247H241ZM250 248H251V247H250ZM189 249L191 250V248H189ZM230 249H232V248H230ZM253 249H254V248H253ZM256 249H257V246H256ZM256 249H255V250H256ZM258 249H259V248H258ZM206 250H207V248H206ZM224 250H225V249H224ZM227 250H228V249H227ZM237 250H239V248H238ZM245 250H246V249H245ZM249 250H250V249H249ZM181 251H182V250H181ZM204 251H205V250H204ZM204 251H202V252L199 251V253H202L201 255H203V252H204ZM263 251H264V250H263ZM215 252H216V251H215ZM220 252H221V251H220ZM222 252H223V251H222ZM226 252H227V251H225V253H226ZM229 252H230V250H229ZM229 252H228V253H229ZM239 252H240V251H239ZM239 252H238V253H239ZM255 252H256V251H255ZM259 252H260V251H259ZM189 253H190V252H189ZM208 253H209V251H208ZM225 253H224V255H225ZM244 253L246 254L245 257L248 258V256L250 255L251 251H250V253H249V251L247 252V253H249L248 256H247V253H246L245 251H244ZM261 253H262V251H261ZM190 254H191V253H190ZM192 254H193V253H192ZM192 254H191V255H192ZM219 254H220V253H219ZM221 254H222V253H221ZM235 254H237V253H235ZM245 254H244V255H245ZM255 254H256V253H255ZM258 254H259V253H258ZM186 255H187V254H186ZM191 255H187V257L190 256L189 258H191ZM196 255H197V254H196ZM204 255H205V253H204ZM230 255H233V256H234V253H230ZM218 256H219V255H218ZM227 256H228V254L226 255V257H227ZM233 256H232V259H231V260L234 259ZM237 256L239 257V255H237ZM251 256H252V255H251ZM259 256H260V255H258V257H259ZM182 257H183V256H182ZM202 257H203V256H202ZM202 257H201V258L199 257V258H200V261H199L200 263H203V262H201ZM204 257H205V256H204ZM208 257H209V256H208ZM226 257H225V258H226ZM228 257H229V256H228ZM238 257H237V258H238ZM255 257H256V256H254V259H255ZM209 258H210V257H209ZM209 258H208V259H209ZM178 259H180V258H178ZM181 259H182V258H181ZM181 259H180V262L183 263V262H184V261H183L184 258H183L182 261H181ZM185 259H186V256H185ZM187 259H188V258H187ZM187 259H186V260H187ZM197 259H198V258H197ZM249 259H251V258H249ZM256 259H257V258H256ZM260 259H262V257H260ZM168 260H169V259H168ZM172 260H173V259H172ZM198 260H199V259H198ZM198 260H197V261H198ZM202 260H203V259H202ZM213 260H214V259H213ZM228 260H229V259H228ZM234 260H236V259H234ZM238 260H240V259L238 258ZM257 260H258V259H257ZM257 260H256V261H257ZM136 261H137V260H136ZM136 261H135V262H136ZM141 261H142V260H141ZM145 261H146V260H144V263H145ZM147 261H149V260H147ZM154 261H155V260H154ZM154 261H153V264H155ZM157 261H158V260H157ZM197 261H195V263H196ZM207 261H208V260H206V262H207ZM250 261H251V260H250ZM258 261H259V260H258ZM261 261H262V260H261ZM261 261H260V263H261ZM132 262H134V260H133ZM138 262H140V260H139ZM138 262H137V264H138ZM180 262L175 260V263H176V264H177V263H180ZM209 262H210V261H208V263H209ZM211 262H212V260H211ZM221 262H222V261H221ZM228 262H232V261H228ZM233 262H234V261H233ZM233 262H232V263H233ZM238 262H239V261H238ZM238 262H237V263H238ZM126 263H127V262H126ZM129 263H130V261H129ZM140 263H141V262H140ZM140 263H139V264H140ZM149 263L152 264L151 262H149ZM158 263H159V262H158ZM158 263H157V264H158ZM173 263H174V261H173ZM195 263H194V264H195ZM241 263H242V262H241ZM243 263H244V262H243ZM245 263H246V261H245ZM247 263H248V262H247ZM257 263H258V262H257ZM132 264H134V263H132ZM142 264H143V263H142ZM145 264H146V263H145ZM161 264H163V262H162ZM166 264H167V263H166ZM168 264H169V263H168ZM180 264H181V263H180ZM196 264H198V263H196ZM204 264H205V262H204ZM209 264H212V263H209ZM228 264H230V263H228ZM250 264H251V263H250ZM254 264H255V263H254ZM263 264H264V262H263Z\"/></svg>",
    "mask_w": 264,
    "mask_h": 264
}]
</instances>
